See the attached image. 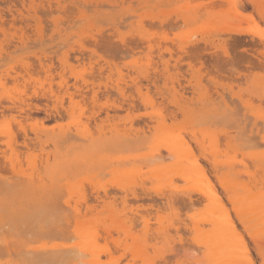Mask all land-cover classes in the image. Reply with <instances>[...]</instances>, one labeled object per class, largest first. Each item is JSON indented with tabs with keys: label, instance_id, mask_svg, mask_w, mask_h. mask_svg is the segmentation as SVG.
I'll list each match as a JSON object with an SVG mask.
<instances>
[{
	"label": "rangeland",
	"instance_id": "1",
	"mask_svg": "<svg viewBox=\"0 0 264 264\" xmlns=\"http://www.w3.org/2000/svg\"><path fill=\"white\" fill-rule=\"evenodd\" d=\"M26 1V2H25ZM260 1H262V2H260ZM264 0H0V30L2 31H0V53H2V50H1V48L3 49V51L5 52V53H7V54H5V55H3V54H0V58H2L3 56H5V57H7V55H9V54H15V55H11L10 57H8V58H5V57H3V59H1L0 60V74H1V80H0V85H2V86H0V93H1V97H0V106H2L3 105V108H1L2 109V111H3V109L6 111V110H10V108H11V111H12V109H14L13 111H15L16 109L18 110V112H17V110L15 111L16 112V114H15V112H11V111H8V112H10V113H8L7 111L5 112V111H3V112H1V109H0V120L2 121H0V126H2L1 128H0V131H2V130H4V128L5 127H9L10 126V131H12L11 133H12V135H14L13 137H14V141L13 142H11L12 144H13V147L14 148H16V151L18 150V152H16L17 153V155L18 154H20L21 155V157H20V155H18V157L19 158H21L20 159V163L23 165H21V167L22 168H24V170L25 171H27L26 169H25V167L27 166V158L25 159V157L22 155V152L24 151H26V152H29V154H30V150H31V152L33 153V154H37L36 156L35 155H27V153H25L27 156H30V158H32L33 156H35L37 159H36V166L38 165L37 163H39V166L38 167H40L41 166V161L42 160H40V159H43L44 158V156L45 155H42V153L45 151V149H46V152L47 153H49L48 151H50V152H52L51 150H52V148H53V150H54V145L52 146V142H50L49 141V143H48V139H44L45 141H39V140H37L38 141V145L36 144L37 142H36V139L34 138L35 137V134L37 133V130H42V131H48V129H49V131L47 132V133H51V131L54 129L55 131H59V130H63V129H67V128H70L71 130H72V128H73V125L74 124H72L73 122H71V121H73V118H75L76 120L78 119V117L82 120H77L78 122H79V124H80V128L81 129H83V128H86V129H88V131L90 132V133H93V131H94V133H93V135L94 134H96V135H94V137H97V133H98V130L100 131V129L101 128H105V130H108L109 129V131H110V129H112V132H113V129H115V127L114 126H116L117 128H116V130H119V131H121L120 133H123V128L122 127H124V125H127L126 126V128L129 126L130 128H131V126L133 127L134 126V128L133 129H135V133H134V130L132 129V131L131 132H129L128 134H130L131 136H133L134 137V135L138 132V131H142L141 129L143 128V130H144V127H142V125L143 126H146V125H144L145 123H147V124H149L147 121H149V120H151L150 118H152L153 120H155V118H156V115H161L160 114V112L162 113V116L166 119V124H167V122H168V125H166L167 127L169 126V124L172 122V120L171 119H173V122L175 123V121L177 122V120H180L182 117H184V116H182L181 114H183V112H187L188 113V116H190V118L192 117V118H196V117H198V118H200V116H199V114H198V112L199 111H201V110H205V111H208V110H210V111H212V113L211 114H213L214 112H215V110H216V114H214V116H219L218 117V119H219V121L218 120H214L215 121V123H213V121H212V123H211V121L210 120H213L212 118H207L209 121H210V125H207V127H206V123L207 122H209V121H204V122H199V123H194L193 124V126H192V128L194 127V129L196 128V130H193V132H195V133H197V134H199V135H196L197 136V138H196V136H195V139H193L194 137L193 136H187V134H190V135H192V129L191 130H189V126L188 125H183V119H181L179 122H180V126H178L179 124H177V123H179V122H177V123H173L172 122V124H174V126L173 125H171L170 124V126H171V128L169 129L170 131H172V132H177V133H180L181 134V136H183V134H184V132H185V134H184V140H186V141H188L189 142V145H190V143L192 142V144L190 145V147H193L194 149L195 148H198L199 150H200V147L201 146H199V143H201V135H200V132L198 133L197 132V129H198V125L201 127V124L204 126V124H205V127H202V128H208V126H210V127H212L213 128V126L212 125H215L214 127L216 128V126H219L218 128V131L222 128L221 126H226L225 128H224V131H222V130H220L222 133H225L227 130H225V129H229V132L232 134L233 133V136L232 137H234L233 139V142H237V141H239L240 140V143H241V141L244 143V145H243V147H240V150L237 152V154L236 155H233L232 157H236L235 159H238V157L240 156V158L242 157V154H248V153H250V152H252V151H255V152H260V153H262V151H264V146H263V143H264V129H263V126H261L262 124V122L260 121V120H256L254 123H253V125H251V127L250 126H248V125H250V124H252L251 122H253L256 118H252V116H254L256 113H260V114H263L264 115V94L262 93H260V91L259 90H256L255 88H254V84H255V82L257 83V82H264V54H263V52H264V2H263ZM39 2H41V4L39 3ZM43 2V3H42ZM61 2V3H60ZM251 2V3H250ZM25 4V5H24ZM233 4V5H232ZM12 5V6H11ZM36 5H37V7H36ZM68 5V6H67ZM83 5V6H82ZM33 6H34V8H33ZM47 6V7H46ZM89 6V7H88ZM106 6V7H105ZM233 8H236V10L238 11L237 13L238 14H240L241 15V17H240V15H238L235 11H233V10H235V9H232V7ZM36 7V8H35ZM59 7V8H58ZM70 7L72 8V7H74V8H72V10L74 11V12H72V14H69L70 13V11H72V10H70ZM86 9H85V8ZM110 7V8H109ZM216 7V8H215ZM66 8H67V11L66 12H64L65 10H66ZM68 8H69V11H68ZM211 8V9H210ZM40 9L42 10V11H40ZM47 9V10H46ZM51 9H53L54 11L52 12L51 11ZM64 9V10H63ZM200 9V10H199ZM30 10V11H29ZM63 10V11H62ZM77 10V11H76ZM202 10H204V11H202ZM230 10V11H229ZM232 10V11H231ZM51 11V12H50ZM61 11V12H60ZM89 11V12H88ZM198 11V12H197ZM200 11H201V13H200ZM39 12H40V14H42V15H40L39 14ZM44 12H46V13H44ZM63 12V13H62ZM229 12H231V14L229 13ZM232 12L235 14V17L233 16V14H232ZM240 12V13H239ZM43 13L44 14H46V15H43ZM66 13V14H65ZM69 14V15H68ZM197 14H198V16H197ZM203 14V15H202ZM206 16H205V15ZM220 14V15H219ZM68 15V16H67ZM81 15V16H80ZM159 15H161V16H159ZM171 15V16H170ZM202 15V16H201ZM72 16V17H71ZM78 16V17H77ZM199 16H201V17H203V18H198ZM224 18H223V17ZM233 16V17H232ZM45 17V18H44ZM58 17H59V19H58ZM66 17H68V18H66ZM230 17V19L231 20H229L228 18ZM232 17V18H231ZM240 17V18H239ZM20 18V19H19ZM72 18V19H71ZM128 18V19H127ZM185 20H184V19ZM227 18V19H226ZM236 18H239L238 20L236 19ZM242 18L244 19V21H248V22H244L243 20H242ZM41 19V20H40ZM45 19H46V21H45ZM188 20V23H187V20ZM226 19V20H225ZM4 20V21H3ZM13 20V21H12ZM16 20V21H15ZM22 20H24L23 21V23L24 24H21L22 23ZM27 20V21H26ZM60 20V21H59ZM72 22H71V21ZM78 20V21H77ZM128 20V21H127ZM179 20V21H178ZM215 20V21H214ZM229 20V21H228ZM11 21L12 22H14V25H12L13 23H11ZM21 21V22H20ZM26 21V22H25ZM61 21H62V24H61ZM67 21V22H66ZM124 21V22H123ZM150 21V22H149ZM176 21H178V22H176ZM186 21V22H185ZM252 22L253 21V23L255 24V26L253 25V24H250L249 22ZM44 22H45V24L47 25H45L44 24ZM50 22V23H49ZM149 22V24H146V23H148ZM152 22V23H151ZM166 22H168V26L166 27ZM169 22H171L170 24H169ZM175 22V23H174ZM185 22V23H184ZM216 22V23H215ZM3 23H5V25H3ZM210 23V24H209ZM151 24V25H150ZM158 24V25H157ZM172 24V25H171ZM23 25V26H22ZM2 26V27H1ZM4 26V27H3ZM38 26H40V27H38ZM51 26V27H50ZM126 26V27H125ZM161 28H160V27ZM174 26V27H173ZM175 26L176 27H178V28H176L175 29ZM214 28L213 30H212V28ZM221 26H222V28H221ZM226 26V27H225ZM7 27V28H6ZM19 27H20V29H19ZM22 27H23V29H22ZM121 27H123L122 29H121ZM148 27V28H147ZM150 27H152V28H150ZM172 27H173V29H172ZM205 27V28H204ZM224 27V28H223ZM11 29V30H9V29ZM25 28V29H24ZM45 28V29H44ZM61 28V29H60ZM108 28V29H107ZM189 28V29H188ZM218 28V29H217ZM225 28H227L226 30H225ZM15 29V30H14ZM29 29V30H28ZM160 29V30H159ZM172 31H171V30ZM205 29H206V31H205ZM208 29V30H207ZM222 29H223V31H222ZM47 30V31H46ZM61 30V31H60ZM225 30V31H224ZM244 30V31H243ZM7 31V32H6ZM10 31V32H9ZM30 31V32H29ZM151 31V32H150ZM238 31H243V32H246L247 34H240V35H238V34H235L234 32H238ZM248 32H251V33H254V34H251V33H249L248 34ZM17 33V34H16ZM90 33V34H89ZM262 33H263V39H262V37H261V39H260V36L262 35ZM24 34V35H23ZM92 34H94L95 36H93ZM97 34V35H96ZM106 34V35H105ZM143 36H142V35ZM27 35H28V37H27ZM102 35H103V37H104V39L105 38H107L106 40H109L108 38H111L109 41H111L112 42V44H111V42H109L110 44H108L107 42H105L104 40H102L101 38H102ZM22 36V37H21ZM30 36V37H29ZM133 36V37H132ZM101 37V38H100ZM14 38V39H13ZM96 38L98 39H101L102 41H104V43L103 42H100V40H96ZM123 39V41H122V39ZM126 38H127V40L128 41H130V42H128L127 40H126ZM188 38V39H187ZM121 40V43H127V45H129V48H130V45H131V48L130 49H127L128 47L124 44V46L126 47H123V46H121L119 43L117 44L119 47H120V49H121V47H123V48H125L124 50H118V46L116 45L115 46V44L114 43H116V41H119L120 42V40ZM135 39V43H134V40ZM136 39H138L139 40V42L136 40ZM260 39V40H259ZM84 40H86V41H84ZM89 40V41H88ZM92 40V41H91ZM141 40V41H140ZM145 40H146V42H145ZM151 40H153V41H151ZM82 41V42H81ZM91 41V42H90ZM94 41V42H93ZM115 41V42H114ZM136 41H137V43H136ZM143 41V42H142ZM150 41V42H149ZM87 42V43H86ZM114 42V43H113ZM132 42V43H131ZM142 42V43H141ZM260 42V43H259ZM82 43H84V44H82ZM88 43H89V45H88ZM110 45V47H112V48H109V49H107L108 47V45ZM139 43H141V44H139ZM152 43V44H151ZM176 45H175V44ZM184 43V44H183ZM93 44V45H92ZM96 44V45H95ZM104 44H106L107 46H105L106 47V49H105V47H104ZM137 44H139V46L137 45ZM143 44V45H142ZM166 44V45H165ZM76 47H75V46ZM78 45V46H77ZM92 45V46H91ZM114 45V46H113ZM134 45H136V46H134ZM194 45V46H193ZM3 46H5V48L3 47ZM7 46H8V48H7ZM10 46H11V48H10ZM13 46V47H12ZM91 46V47H90ZM132 46L135 48V50H134V48L132 49ZM153 46V47H152ZM262 48H261V47ZM62 49H61V48ZM102 47V48H101ZM113 47H114V49H113ZM140 47H142V48H140ZM188 47V48H187ZM10 48V49H9ZM76 48H77V50H76ZM116 49L119 51V53H118V51H116ZM131 49H132V53H131ZM6 50V51H5ZM112 50V51H111ZM127 50H129L128 52H127ZM186 50V51H185ZM71 51V52H70ZM79 51H81V52H79ZM87 53V54H85V52ZM113 51H115L114 53H113ZM153 51V52H152ZM155 51V52H154ZM38 52V53H37ZM110 52V53H109ZM116 52H117V54H116ZM121 52H123V53H121ZM125 52H127L128 53V56L129 57H126L127 56V53H125ZM45 53V54H44ZM84 53V54H83ZM113 53V54H112ZM122 55H121V54ZM154 53V54H153ZM186 53V54H185ZM23 54V55H22ZM26 54V61L27 62H29V61H32V64H36V66H35V69H31L30 70V68H34V65H31V62H29L28 63V66H25V65H27V62L26 61H24V63H26L25 65H22V66H24V67H29V69H26L25 68V70H26V72H24L23 70H21V72H20V75L19 74H15V73H18L19 71H20V66H16V65H13L14 63H18L19 61H16L15 62V60L18 58H15L16 56H19V60H20V58H21V60L22 59H25L23 56ZM35 55V56H37L36 57V59H32L31 60V57L32 56H30V60L28 59V57H29V55ZM40 54H42V58L44 59L45 57H47V56H51V58L50 57H48V59L46 58V60H48V61H45V62H41V63H50V62H52L50 65H51V67L49 68H47L46 69V67L48 66V64H47V66L45 67L44 65H43V68H41V66L40 67H38L39 66V63H38V55H39V59H41V60H43L42 58H41V55ZM44 54V55H43ZM46 54H48L47 56H46ZM63 54V55H62ZM65 54H66V56H68V57H66L65 56ZM80 54V55H79ZM82 54H83V56H82ZM126 54V55H125ZM215 54V55H214ZM216 54H217V56H216ZM262 54H263V56H262ZM22 55V56H21ZM55 57H59V59L62 57V59H60V60H64L65 58L68 60V61H70V62H68L66 59L64 60V62L63 63H66L67 62V64H65V65H67L66 67L68 68V69H71V72L73 73L74 71V73H75V75L78 73V75H80L81 74V78L78 76V75H76V76H78L77 78H75V77H72V74H69L68 72H66L67 70H66V68H65V65L61 62V61H58V62H60V65H61V67L63 68V71H64V69H65V72L64 73H60V70H62V68L61 67H59V68H57L56 66H58L59 64H58V62H57V60H58V58H57V60H55V58H54V56ZM60 55H61V57H60ZM111 55V56H110ZM114 55V56H113ZM118 55H120V56H118ZM125 55V56H124ZM220 57H219V56ZM64 56V57H63ZM113 56V57H112ZM77 57V58H76ZM82 57V58H81ZM120 57V58H119ZM214 57H215V59H214ZM225 57V58H224ZM229 57V58H228ZM15 60H14V59ZM32 58H35V57H32ZM50 58V59H49ZM69 58H70V60H69ZM86 58V59H85ZM139 58V59H138ZM220 58V59H219ZM79 59V60H78ZM136 59H137V61H136ZM218 59V60H217ZM33 60L35 61H37V62H34L33 63ZM54 60V61H53ZM76 60H78V61H76ZM131 60V61H130ZM44 61V60H43ZM50 61V62H49ZM134 61H136V62H134ZM142 61V62H141ZM263 61V62H262ZM8 62H10L9 63V66L14 70V72L15 73H11L13 70H11V68L10 67H8V65L6 66V68H5V66L4 65H6V64H8ZM12 62H14V63H12ZM54 62H57V64L56 63H54ZM75 62V63H74ZM138 62V63H137ZM147 62V63H146ZM11 63H12V65H11ZM21 63H22V61H21ZM24 63H22V64H24ZM150 63V64H149ZM19 64H20V62H19ZM96 64V65H95ZM217 64V65H216ZM263 64V65H262ZM38 65V66H37ZM59 65V66H60ZM14 66V67H13ZM21 66V67H22ZM71 66H73V67H75V68H71ZM102 67L103 68V70L105 71H101V73H99L98 72V70L97 69H99L100 67ZM262 66V67H261ZM7 67H8V70H7ZM23 67V68H24ZM37 67V68H36ZM56 67L57 68V70H56V68L54 69V68ZM94 67V68H93ZM99 67V68H98ZM111 69H110V68ZM136 67H138L137 69H142V70H139V71H141L140 73H142V71H143V73L145 74V71L144 70H147V75H148V77L149 78H151L152 80L153 79H155L154 80V83H152V82H150L151 81V79L149 80V78L146 76L145 77V75L142 73V76L143 77H141V74L139 75L138 74V76L136 75L139 71L138 70H136V71H138V72H136V71H133V70H135L136 69ZM142 67V68H141ZM171 67V68H170ZM15 68H16V70H15ZM20 68V69H19ZM22 68V69H23ZM40 69V71H38L39 69ZM93 70H92V69ZM170 68V69H169ZM2 69H3V71H2ZM5 69H6V71H5ZM37 69V70H36ZM42 69H44V71L42 70ZM59 69V70H58ZM76 69V70H75ZM80 69L82 70V71H80ZM91 69V70H90ZM114 71H113V70ZM120 69V70H119ZM172 69V70H171ZM19 70V71H18ZM30 72H29V71ZM32 70H34V72H35V70H36V72L38 73V74H36V72H35V74H34V72L32 71ZM42 70V71H41ZM49 72H48V71ZM109 70H111V72L109 71ZM9 73H8V72ZM45 71H46V73H45ZM52 71H53V73H52ZM76 71H78L77 73H76ZM97 71V72H96ZM131 71V72H130ZM29 73V76L27 75L28 73ZM40 72L42 73V72H44V74H42V75H44L43 76V78H42V75L40 74ZM62 72V71H61ZM70 72V73H71ZM80 72V73H79ZM116 72H119V73H117L116 74ZM124 72V73H123ZM134 72H136V73H134ZM5 75H4V74ZM23 73V74H22ZM30 73H32V74H30ZM47 73H48V75H47ZM56 74L55 76L54 75H52V74ZM65 73H68L67 75L68 76H65L66 74ZM73 73V74H74ZM113 75H111V74ZM116 75H115V74ZM134 73V74H133ZM152 73V74H151ZM3 74V75H2ZM12 75V76H10V75ZM22 74V75H21ZM62 75V76H64V78H66L67 80H65L62 76H60V75ZM65 74V75H64ZM85 74V75H84ZM97 74H99V76L97 77ZM100 74H102V76H100ZM151 74V75H150ZM8 76L9 78H7L6 79V77L5 76ZM13 75H16V78H15V76H13ZM23 76L22 78H20L19 76ZM31 75H34V76H31ZM45 75H46V77H45ZM88 75V76H87ZM96 75V76H95ZM155 75V76H154ZM157 75V76H156ZM25 76V77H24ZM41 76V77H40ZM49 76H54V77H50V78H48ZM61 77V78H59V77ZM71 76V77H70ZM84 76V77H83ZM86 76V77H85ZM91 76V77H90ZM92 76H94V79L92 78ZM120 76V77H119ZM137 76V77H136ZM14 79H16L18 82L19 81H21L23 78H24V80H22L21 82L23 83V85H21L22 83L21 82H19V84L16 82V80H14ZM20 79H18V78ZM34 77V78H33ZM38 77H40V79L38 78ZM46 79H45V78ZM58 77V78H57ZM87 77H88V79H87ZM90 77V78H89ZM153 77H155V78H153ZM158 79H157V78ZM160 77V78H159ZM246 77V78H245ZM13 79V80H10V79ZM25 78L27 79V80H25ZM36 78V79H35ZM52 78H54L55 79V81L56 80H58V81H56L55 83H53L52 81H54ZM83 78V79H82ZM84 78H86L85 79V81L87 82L88 80H90L91 78H92V82H89L91 85H89L88 84V82H87V84H86V82L84 81ZM100 78V79H99ZM102 78V79H101ZM119 78H121V79H119ZM140 78V79H139ZM148 78V79H147ZM162 78V79H161ZM202 78V79H201ZM4 79H5V81H4ZM9 79V80H8ZM30 79V80H29ZM39 80V83L40 84H38V80L37 81H34V80ZM60 79V80H59ZM74 79V80H73ZM76 79V80H75ZM79 79V80H78ZM80 79L82 80V81H80ZM120 81H119V80ZM145 79H146V82L147 81H149V83L147 82H145ZM157 79V80H156ZM245 79V80H244ZM263 79V80H262ZM40 80H42L41 82H40ZM50 80H52V81H50ZM65 80V81H64ZM70 81V83H69V81ZM93 80H94V84L96 85L97 84V86H98V88H97V86H94L93 85V88H92V83H93ZM117 80V81H116ZM123 80V81H122ZM195 80V81H194ZM244 80V81H243ZM253 80H255V82L253 81ZM1 81H3V82H1ZM16 82L15 84H16V86H15V84H12V82ZM26 81V82H25ZM61 81H63V82H61ZM72 81V82H71ZM75 81V82H74ZM78 83H81V84H78ZM80 81V82H79ZM85 82V84H84V82ZM91 81V80H90ZM129 81V82H128ZM206 81V82H205ZM247 81V82H246ZM248 81H250V82H248ZM7 82V83H6ZM9 82V83H8ZM13 82V83H14ZM24 82H25V84H24ZM37 84V86H35V87H33L32 85H29V84ZM36 82V83H35ZM45 82H47V83H45ZM61 82V83H60ZM66 82V83H65ZM73 82H74V84H73ZM160 82V83H159ZM246 82V83H245ZM2 83V84H1ZM43 83V84H42ZM45 83V84H44ZM51 83V84H50ZM66 85H65V84ZM68 83V84H67ZM107 83H109V84H107ZM138 83V84H137ZM153 85H152V84ZM169 83V84H168ZM206 83V84H205ZM243 83V84H242ZM4 84V85H3ZM5 84H6V86H5ZM9 84V85H8ZM18 84V85H17ZM27 84V85H26ZM60 84L62 85V87L65 85L66 87H69V88H66V87H64L63 89L64 90H61L62 89V87H60ZM77 84L79 85V87H77L78 88V92H80V94H81V92H82V96H84V94H85V96L86 97H81V95H80V97H81V100H82V102H81V100L79 99V98H77L76 96H77V94H79V93H77V90H76V86H77ZM134 84H136V85H134ZM194 84V85H193ZM210 86H209V85ZM11 85H12V87H11ZM44 85L46 86V90H49V87H50V90H49V93L44 89V91H46L45 93H44V91L42 90V88H44ZM48 85V86H47ZM54 85H55V88L57 87V90H58V92H56L57 90L55 89V88H52V86L54 87ZM57 85V86H56ZM74 85H76V86H74ZM85 85H87V87H89V88H87ZM89 85V86H88ZM117 87H119V88H121V89H123V91H124V95H123V98H122V96L120 95L119 96V94L118 93H116L117 91H118V88H116V86ZM124 85V86H123ZM136 86L135 87V89L137 90V88L139 89V86L141 87V89H140V91H141V94L142 95H144L143 97L144 98H146V96H147V94L149 95L150 94V99H152V101H153V105L152 106H154L153 107V109H152V106H146L145 105V107H144V104H142V102H140L141 100H140V98H139V95L138 94H135V93H138V92H135L136 90H134V86ZM139 85V86H138ZM147 85V86H146ZM150 85H151V87H150ZM247 85V86H246ZM249 85V86H248ZM3 86H4V88H3ZM15 86V88H13ZM18 86V87H17ZM29 86H30V88H31V90L29 89L28 91H26L28 88H29ZM32 86V87H31ZM40 86H41V88H40ZM60 88H59V87ZM71 86V87H70ZM74 86V87H73ZM80 86H83V87H81L80 88ZM85 86V87H84ZM91 86V87H90ZM138 86V87H137ZM6 87H8V90H10L9 88H11V90H10V92H8V90H7V88ZM16 87L17 88H19V89H16ZM23 87H25V89L23 88ZM145 87H146V89H145ZM252 87V88H251ZM4 89V91H2L1 92V90L2 89ZM15 89V91L14 92H11V91H13V89ZM85 89V91L83 90V91H79V90H82V89ZM86 88H87V90H86ZM148 88V89H147ZM215 88V89H214ZM248 88H250V89H248ZM7 90V92H8V95H7V92H6V90ZM21 89V90H20ZM23 89V90H22ZM33 89V90H32ZM35 89H37V90H35ZM39 89H40V92L41 91H43V92H38L39 91ZM55 89V90H54ZM92 89H95V91H98L97 93H99V94H97V97H95L94 98V96H92V97H90L91 96V94L90 93H92L94 90H92ZM96 89H98V90H96ZM117 89V90H116ZM18 90V91H17ZM54 90V91H53ZM66 90V91H65ZM67 90H70V92H72L71 94H74V95H71V94H69L70 92L69 91H67ZM91 92H90V91ZM116 90V91H115ZM128 90V91H127ZM146 90H147V94H146ZM254 90V91H253ZM33 91V92H32ZM65 91V92H64ZM75 91V92H74ZM94 91V92H95ZM108 91V93H104V92H107ZM132 91H133V93H132ZM151 91V92H150ZM207 91V92H206ZM5 92V93H4ZM20 92H21V94H20ZM24 92H26L27 93V95H26V93H24ZM50 92H53V94L54 95H56V96H58L60 99L62 98V100H60V102L61 103H57V102H55V104L53 103L52 104V102H53V100L54 99H52L51 100V98H49V96L50 95H52V94H50ZM66 92L69 94H66ZM74 92V93H73ZM85 92V93H84ZM87 92V93H86ZM94 92L92 93V95H94ZM109 92H110V94H109ZM113 92V94H111ZM129 92H130V95H129ZM209 92V93H208ZM216 92V93H215ZM254 92V93H253ZM12 95H11V94ZM15 93V95H13ZM19 93V94H18ZM33 93H34V95H33ZM96 93V92H95ZM103 93H104V95H103ZM236 93V94H235ZM242 93H243V95H242ZM18 94V95H17ZM25 94V95H24ZM31 96H30V95ZM39 94H41V95H39ZM45 96V97H48L47 99H48V102H45L46 100H44V99H46L43 95ZM46 94H47V96H46ZM49 94V95H48ZM60 94V95H59ZM62 94V95H61ZM66 94V95H65ZM90 94V95H89ZM106 94H108L107 96H106ZM145 94H146V96H145ZM153 96H152V95ZM241 94V95H240ZM251 94V95H250ZM254 94H256L255 96H254ZM4 95H6V97L4 96ZM22 97H21V96ZM39 95V96H38ZM136 95H138V96H136ZM215 95V96H214ZM234 95V96H233ZM248 95V96H247ZM253 96V98L252 97H250V96ZM7 98L6 100H5V98ZM21 97V98H19V97ZM25 96V97H24ZM35 96H37L36 98H38V97H42V98H44V99H42V101H44V103L45 104H47L48 106V110H49V107H51L52 108V106L53 107H55V110H53L52 111V109L50 110L51 112H55L56 110H58V111H56L55 113H56V115H58V117L61 115L60 113H64L65 112V114H64V117L63 118H60V117H62V116H60L59 118L57 117V119L59 120V122H61V123H63V121H67L68 119L70 120V119H72L70 122H66V123H64V124H60V125H66L65 126V128H63L62 126L60 127V125L58 124V125H56V127L55 128H50L51 126H53V123H55V122H57V119H56V116H55V114H50L49 115V113L48 112H46V110H45V112L49 115H47L45 112L44 113H42L44 110H42V106L44 105L45 106V104L44 103H42V101L41 100H39V99H36L35 98ZM69 98H67V97ZM70 96H72V97H70ZM79 96V95H78ZM89 96V97H88ZM126 96V97H125ZM208 96V97H207ZM209 96H211V97H209ZM225 96H226V98H225ZM260 96V97H259ZM263 96V97H262ZM4 99H3V98ZM13 97H15V98H13ZM16 97H17V99H16ZM34 97V98H33ZM63 97H64V99H63ZM66 97V98H65ZM73 97H75V98H73ZM87 97H88V99L90 100V101H88V99H87ZM131 97L135 100H133V99H131ZM135 97H136V99H135ZM153 97V98H152ZM234 97V98H233ZM254 97L256 98V101H254L253 99H254ZM19 98V99H18ZM23 98V99H22ZM30 98V99H29ZM32 98H33V100L35 99V101H33L32 102ZM76 98H77V100H76ZM92 98V99H91ZM93 98H94V100H93ZM99 99L98 101L96 100V99ZM109 98H110V100H109ZM127 98V99H126ZM139 98V99H138ZM243 98L244 99V102H243V99H242V101H241V99ZM252 98V99H251ZM8 99H9V101H8ZM13 99H15L16 101H14ZM28 99L30 100L29 102H28ZM108 99V100H107ZM115 99V100H114ZM122 99V100H121ZM126 99V100H125ZM130 99V100H129ZM138 99V100H137ZM154 99V100H153ZM239 100V102H238V100ZM249 99H251L250 101H249ZM259 99H261L260 101H262V102H260V101H257V100H259ZM12 100L14 101V102H17V105H19L18 103L19 102H23V101H27L28 102V104L29 105H27L26 103L27 102H25V105L23 106L24 108H28L30 105H31V107L30 108H28V109H25V110H23V109H21L20 108V110H19V107L17 108L16 107V109H15V107H13V105L11 104V102H12ZM18 100V101H17ZM20 100V101H19ZM36 100H39V101H41L40 103L41 104H37L36 103ZM67 100L70 102H67ZM74 100V101H73ZM85 100H86V102H90V105L91 106H93L95 109H96V111L98 112V113H96V111L95 110H93L94 108H92L90 105H87L88 103H84V105H83V101L85 102ZM97 101V102H99V106L101 105V110H100V107L97 105V102L96 103H94L93 104V102L92 101ZM132 101L133 102V106H134V108H131V109H129V107H125L126 105H127V103L126 102H128V101ZM136 100L137 101H139V102H136ZM155 100H156V102H155ZM204 100L205 101H207V102H204ZM246 100V101H245ZM11 101V102H10ZM39 101H38V103H39ZM51 102V104H52V106H50V102ZM67 103H66V102ZM75 101H77V103H75ZM78 101H79V103L82 105L81 107H80V105L78 104ZM107 102L106 103V105H104L105 103H103V102ZM113 101V102H112ZM116 101V103L117 104H119V105H123L122 103H124V104H126V105H123V107L122 108H120V110L121 109H123V110H119L118 108V110L117 109H115L114 107H113V111L114 112H111V109H112V107H111V109L109 108L110 107V102H112V104H114V102ZM122 101V102H121ZM162 101V102H161ZM247 101H249L248 103H246ZM254 101V102H253ZM32 102V103H31ZM36 103V105H38L39 106V108H38V106H35L34 107V105L35 104H33V103ZM119 102V103H118ZM172 102H174V105H176L175 103H178L177 104V106L176 107H178V105H179V107H178V109L174 106V105H172ZM205 103L206 105L205 106H203L204 104L203 103ZM212 102V103H211ZM224 102H226V103H224ZM229 102V103H228ZM251 102H253V103H259V104H257V105H253V103L251 104ZM63 103H65V105L63 104ZM101 103H103V104H101ZM108 103H110V104H108ZM138 103H141L140 104V106H139V104ZM162 103V104H161ZM213 103H214V105L216 106V103H217V108H219V109H217L215 106H212L213 105ZM218 103H220V104H218ZM233 103H234V105H233ZM240 103L241 104H244V106L246 107H244L243 105L241 106L240 105ZM4 104H9V105H7L8 106V109H7V106H4ZM60 104V105H59ZM61 104H63V105H61ZM66 104L68 105V107L70 106L71 108H72V106H73V104H74V106H75V109H76V105L78 106L77 107V109L78 110H76L77 112L75 113L74 112V114H72V115H70V117H69V114H67L66 113V111H67V108L68 107H66ZM96 104V105H95ZM111 104V105H112ZM116 104V105H117ZM156 106H158V107H156ZM161 104V105H160ZM203 104V105H202ZM209 106H208V105ZM225 104V107L227 106V107H230L231 105H233V108H232V106H231V108H228L227 109V107L225 108V107H223L222 108V106ZM228 104H229V106H228ZM23 105V104H22ZM57 105H59V107L57 106ZM186 105H188V108H189V106L190 107H192V108H194V109H192L193 110V112H194V114H193V112H192V115H191V113H189L190 111H192V110H190V109H187V106ZM248 105V106H247ZM251 105H253V106H251ZM32 106L34 107V108H32ZM41 106V107H40ZM43 106V109L45 108V109H47V107H44ZM60 106H61V108H60ZM62 106H64V107H62ZM106 106V107H105ZM109 106V107H108ZM160 106V107H159ZM162 106V107H161ZM182 106V107H181ZM183 106H186V109H185V107H183ZM200 106H203L204 107V109H203V107H202V109L201 108H197V107H200ZM212 106V107H211ZM234 106H236V107H234ZM259 106H261V107H259ZM10 107V108H9ZM58 107V108H57ZM86 107V108H85ZM87 107H89V108H87ZM99 107V108H98ZM150 107V108H149ZM207 107V108H206ZM210 107V108H209ZM213 107H215V109L213 108ZM57 108V109H56ZM60 108V109H59ZM66 108V109H65ZM70 108V109H71ZM97 108H98V110H97ZM105 110H104V109ZM109 108V109H108ZM126 108V109H125ZM128 108V109H127ZM145 108H147V110L145 109ZM149 108V109H148ZM156 108V109H155ZM182 108V109H181ZM195 108H197L198 110H196ZM209 108V109H208ZM221 108V109H220ZM35 109H38V111H35ZM41 109V110H40ZM62 109V110H61ZM69 109V108H68ZM75 109H74V111H75ZM82 109L84 110V111H87V113L86 112H84V111H82ZM88 109V110H87ZM108 109V110H107ZM145 109V110H144ZM169 109V110H168ZM181 111H180V110ZM201 109V110H200ZM230 109H231V111H230ZM244 111H243V110ZM22 110H23V113H22ZM28 110H30V111H28ZM115 110H116V112H115ZM125 110V111H124ZM130 110V111H129ZM148 110H150L151 112H153V111H157V110H160V112L158 113V114H156L155 112H153V113H148V112H145V111H148ZM190 110V111H189ZM218 110V111H217ZM224 110V111H223ZM248 110V111H247ZM28 111V112H27ZM91 111H94V114L91 112ZM100 111V112H99ZM104 111H106L105 112V114L107 115V113L110 115V117H109V115H107V117H105L106 115L104 114ZM118 111V112H117ZM133 111V112H132ZM197 111V112H196ZM214 111V112H213ZM220 111V112H219ZM226 111H228V113L226 112ZM257 111V112H256ZM26 112H27V117H28V120H27V117H26V119H24L25 118V114H26ZM33 112H35L34 114H33ZM58 112V113H57ZM79 112H81V113H79ZM83 112V113H82ZM121 112V113H120ZM133 114H132V113ZM136 112V113H135ZM142 112H145L144 114L142 113ZM173 112V113H172ZM175 112V113H174ZM181 112V113H180ZM202 112V111H201ZM217 112H219L218 114H217ZM224 112L225 113H227V115L229 114V112H230V114L228 115V117H227V115H225L224 114ZM232 112V113H231ZM250 112H252V113H250ZM4 113L5 114V118H9V119H5L4 117L3 118H1V116H3L2 114ZM7 113V114H6ZM11 113H13V114H15L16 116H18V115H20L19 116V118L17 117H14L15 119H17V121L14 123V118L12 119V121H11V118L13 117V115L11 114ZM21 113V114H20ZM25 113V114H24ZM42 113V114H41ZM85 113V114H84ZM111 113H112V115H114V116H112L111 115ZM139 114V115H136V114ZM142 113V114H141ZM251 114V116L249 115V114ZM10 115V117H8L9 115ZM31 114H32V116H34V117H32L31 116ZM81 114H83V118H82V115ZM92 114V115H91ZM104 114V115H103ZM130 114H132V115H130ZM141 114V115H140ZM149 114V117L147 116ZM150 114H152V115H154V116H152V115H150ZM174 114V115H173ZM238 114V115H237ZM244 115L243 116V119H242V116L241 115ZM248 114V115H247ZM7 115V116H6ZM14 115V116H15ZM21 115H23V118L21 117ZM25 115V116H24ZM30 115V116H29ZM38 115V117H36ZM43 115H46V116H44V119H42V118H40V117H43ZM65 115H66V117H65ZM94 115V116H93ZM184 115V114H183ZM231 115V116H230ZM245 115H247V116H245ZM40 116V117H39ZM47 116L49 117V118H47ZM90 116H92V118L90 117ZM96 116V118H94ZM111 116H112V118H111ZM131 116V117H130ZM147 116V117H146ZM168 116V117H167ZM224 116H226V118H229V119H225V117ZM33 119H35V118H37V120L35 119V120H32L31 118ZM46 117V118H45ZM54 117V118H53ZM72 117V118H71ZM85 117H87L86 118V120L88 119V121H86V120H84L85 119ZM89 117V118H88ZM99 117V118H98ZM101 117V118H100ZM153 117H155V118H153ZM216 117H213L214 119L216 118ZM244 117H246V118H244ZM30 118V119H29ZM50 118H52V119H50ZM91 118V119H90ZM95 120H94V119ZM105 118V119H104ZM109 118V119H108ZM136 118V119H135ZM143 118H145V119H147L146 121H145V119H143ZM198 118H196L197 120H198ZM19 119V120H18ZM24 119V120H23ZM39 119V120H38ZM46 119H49V121L47 122V120ZM66 119V120H65ZM74 119V120H75ZM93 119V120H92ZM98 119V120H97ZM106 119H108V121H106ZM112 119V120H111ZM132 119V120H131ZM137 119H139V120H137ZM149 119V120H148ZM195 119V120H196ZM217 119V118H216ZM222 119H225V120H222ZM242 119V120H241ZM247 119V120H246ZM250 119V120H249ZM251 119H253L252 121H251ZM20 120H22V123H21V121ZM30 120V121H29ZM42 120V121H41ZM101 120V121H100ZM227 120V121H226ZM244 120H246L245 121V125L243 124V121ZM5 121V122H4ZM9 121V122H8ZM10 121L12 122V123H10ZM25 121V122H24ZM40 121V122H39ZM44 121V122H43ZM54 121V122H53ZM77 121H75V122H77ZM90 121H92L91 123H90ZM131 122V121H133V122H131V123H129V122ZM135 121V122H134ZM137 121V122H136ZM138 121H140L139 123H138ZM171 121V122H170ZM221 121V122H220ZM224 121V122H223ZM229 121V122H228ZM236 121V122H235ZM258 121V122H257ZM6 122H8L9 124H7V126H5L4 127V125H6V124H3V123H6ZM28 124H27V123ZM37 122V123H36ZM39 122V123H38ZM81 122H82V124L84 123V122H87L88 124H86V123H84V124H86V125H82L81 124ZM97 123L98 124V127H97V124L95 125V123ZM142 122H145V123H143L142 124ZM216 122H218V123H216ZM227 122V123H226ZM261 122V123H260ZM18 123H20V125L18 124ZM26 125H24V124ZM38 124L37 126H38V129L37 130H33L34 128L33 127H36V125H33V126H31V124ZM40 123H42V125L40 124ZM52 123V124H51ZM67 123L69 124V125H71L70 127H69V125H67ZM90 123V124H89ZM111 123V124H110ZM114 123V124H113ZM125 123V124H124ZM132 123H134V124H132ZM182 123V124H181ZM220 123H221V125H220ZM242 125L243 124V126H244V128H242V126L240 125V124ZM260 125H259V124ZM1 124H3V125H1ZM11 124V125H10ZM13 124V125H12ZM14 124H15V126L16 125H18L17 127H14ZM21 124H22V126L24 125L25 126V128H24V126L22 127L21 126ZM44 124H45V126H44ZM51 125L49 128L47 127V125ZM57 124V123H56ZM116 124V125H115ZM118 124H120L121 125V127L120 126H118ZM132 124V125H131ZM177 124V125H176ZM218 124V125H217ZM236 124V125H235ZM247 124V125H246ZM103 125H106V126H103ZM109 125V126H108ZM113 125V126H112ZM136 125V126H135ZM138 125V126H137ZM154 125H155V122H154ZM255 125H256V127H257V129L259 130V128L261 129V131L259 130L258 131V133L257 132H255L256 131V128H255ZM16 129H14L13 127ZM75 126V125H74ZM83 126V127H82ZM86 126V127H85ZM99 126H101V127H99ZM103 126V127H102ZM140 126V130L137 128V127H139ZM173 126V127H172ZM182 126H184V129H183V127ZM239 126V127H238ZM241 126V127H240ZM251 129H249L248 127ZM21 127V128H20ZM28 129H27V128ZM42 129H41V128ZM44 127V128H43ZM54 127V126H53ZM58 127V128H57ZM60 127V128H59ZM107 127H108V129H107ZM120 127V128H119ZM129 127H128V131H129ZM175 127H177V128H175ZM182 127V128H181ZM200 127H199V131H200ZM210 127H209V130H210ZM221 127V128H220ZM3 128V129H2ZM13 128V129H12ZM18 128H19V130H21L20 131V134H19V131L17 132V130H18ZM31 128H32V130H31ZM99 128V129H98ZM125 128V127H124ZM126 128L124 129V131H127L126 130ZM188 128V129H187ZM191 128V127H190ZM201 128V129H202ZM231 128H233V129H231ZM235 128H237V129H235ZM240 128V129H239ZM253 128H254V130H253ZM12 129V130H11ZM29 129H30V131H29ZM51 129V130H50ZM57 129V130H56ZM93 131H92V130ZM98 129V130H97ZM103 129H101L102 131H103ZM130 129V130H131ZM137 129V130H136ZM174 129H175V131H174ZM26 130H27V132H26ZM73 130H74V128H73ZM72 130V131H73ZM80 130V129H79ZM84 130V129H83ZM97 130V131H96ZM212 130V129H211ZM210 130V131H211ZM214 130V129H213ZM216 130V129H215ZM236 131L235 132V134H234V132H232V131ZM241 132H240V131ZM248 130H250V131H248ZM14 131H16V133L14 132ZM25 131V132H24ZM33 131V132H32ZM34 131L36 132L35 134H34ZM41 131V133H39L40 134V136H47V134L45 133L44 134V132H42ZM109 131L107 132V131H104L106 134H108L109 135ZM137 131V132H136ZM189 131H190V133H189ZM218 131H216V132H218ZM263 131V132H262ZM3 132L4 131H2V133H0V139L1 140H3V139H5L4 137H6L7 139L6 140H4L3 142H5L4 144L5 145H7L8 146V143H10V142H8V140H9V137L8 136H6L5 135V133L3 134ZM75 131H73V133H74ZM213 132V131H212ZM215 132V131H214ZM213 132V133H214ZM216 132L214 133V135H216ZM220 132V133H221ZM228 131H227V133H229ZM240 132V133H239ZM248 132V133H247ZM260 132V133H259ZM22 133H23V136L24 137H21L22 136ZM26 133V134H25ZM27 133L28 134H30V135H27ZM32 133V134H31ZM133 133V134H132ZM218 134V135H216V142L215 143H218L217 145H218V148H219V146L221 145V142H222V140L225 142V143H223V145H221L222 147H220L221 149L223 148V149H225L224 148V146H226L227 147V150L225 149V150H221V149H219V151L221 150L222 151V153L220 152V154H222V156H224V153L225 154H228V156L226 155L225 157H222V156H220V159L221 158H224V159H226V158H230V156L232 155V154H234V152L236 151V149L233 151V149H228V146H227V142L228 141H226V140H228L231 136H230V133L228 134V138H226L227 137V133H225V135L224 136H226L225 138H223L222 136H223V134ZM254 133H255V135H254ZM257 133V134H256ZM3 134V135H2ZM25 134V135H24ZM42 134V135H41ZM127 134V133H126ZM5 135V136H4ZM18 135V136H17ZM33 135H34V137H33ZM107 135V136H108ZM110 135H111V133H110ZM109 135V136H110ZM250 135H252V136H250ZM259 135H260V137H259ZM29 137L30 136V139H26V137ZM44 136L42 137V138H44ZM219 136V137H218ZM34 139H33V138ZM193 139V141L195 140L196 142L199 140L198 138L200 137V141H199V143H198V146H197V144H196V142H193V141H191V140H189V139H191V138ZM222 139H221V138ZM231 137V138H232ZM257 137V138H256ZM3 138V139H2ZM42 138H39V139H42ZM47 138V137H46ZM230 138V139H231ZM246 138V139H245ZM18 139V140H17ZM20 139V140H19ZM74 139V140H73ZM196 139H198V140H196ZM229 139V140H230ZM247 139H249V140H247ZM254 139V140H253ZM260 139V140H259ZM0 140V144L2 145L3 144V142ZM26 140V141H25ZM28 140H30L29 142H28ZM35 140V141H34ZM47 140V141H46ZM71 140H72V142H76L75 141V138H71ZM252 140V141H251ZM257 140V141H256ZM16 141V142H15ZM17 141H18V145H20L19 147H17V146H15V143H17ZM22 141L23 142H26L28 145L29 144H33V145H31V146H33V148L35 147V149H30L29 151L26 149V150H23V148L24 147H22L21 145H22ZM31 141H33V142H31ZM70 141V140H69ZM247 141V142H246ZM250 141V142H249ZM261 141H262V143H261ZM6 142H8V143H6ZM43 142V143H42ZM47 142V143H46ZM220 142V143H219ZM40 143V144H39ZM78 143H79V141H78ZM205 144V146L207 145V142H204ZM239 142H238V144L237 145H239L240 144ZM254 143V144H253ZM3 144V147L0 145V158L2 157L3 159L2 160H4V153H5V155L6 156H8L9 155V153H10V151L9 150H7L6 151V149H8V148H4V145ZM43 144V145H42ZM44 144H45V146H46V144H48L47 146H48V148L47 147H45L44 146ZM49 144H51V146H49ZM67 144H68V142L67 143H65L64 145L63 144H61V147L63 148L64 146L66 147L67 146ZM196 146H195V145ZM23 145H24V143H23ZM40 146V147H42L43 149H41V148H39L38 150L36 149L37 148V146ZM131 145V144H130ZM130 145H125V144H123L122 146H119L117 149H115V150H113V151H107V154L109 153V155H110V152H113L112 153V155H110L111 157H113V158H115L116 159V157H117V159H120L121 157H123V156H126V160H128V161H125L126 163L127 162H134V165H142V159H138L139 157L138 156H142L144 153L146 154V153H148L150 150H148L149 148H147V146L145 145V146H130ZM201 145V144H200ZM124 146H126V148L124 147ZM255 146H258V147H256L255 148ZM261 146H263V147H261ZM6 147V146H5ZM22 149H21V148ZM29 148H30V145L28 146ZM45 147V148H44ZM162 147V146H161ZM159 147V149L158 150H161V149H163L162 150V153H161V151H160V153H161V155H163V156H165L166 154H164V153H166V151H164V148L162 147ZM253 147V148H252ZM4 148V150L5 151H2L1 149H3ZM18 148V149H17ZM123 148V149H122ZM143 148V149H142ZM147 148V149H146ZM49 149V150H48ZM121 149V150H120ZM137 150L136 152H135V150ZM192 149V148H191ZM197 149V150H198ZM242 149V150H241ZM249 149H251V150H249ZM22 152H21V151ZM34 150V151H33ZM36 150H37V152H36ZM42 151L43 150V152L41 153V154H39L38 152L39 151ZM119 150V151H118ZM127 150V151H126ZM193 150V149H192ZM196 149L195 150H193L195 153L196 152H198ZM246 150V151H245ZM122 151V152H121ZM224 151V152H223ZM230 151V152H229ZM46 152H44V153H46ZM115 152V153H114ZM119 152V153H118ZM227 152H229V153H227ZM233 152V153H232ZM31 153V154H32ZM43 153V154H44ZM131 153V154H130ZM241 153V154H240ZM24 154V155H25ZM138 154V155H137ZM142 154V155H141ZM231 154V155H230ZM240 154V155H239ZM40 155H42L41 157H38V156H40ZM117 155V156H116ZM128 155V156H127ZM26 156V157H27ZM129 156H131V157H135V156H137V158L135 159V160H131V159H133V158H131V157H129ZM238 156V157H237ZM23 157H24V159H23ZM43 157V158H42ZM231 157V158H232ZM34 158V157H33ZM38 158H39V160H38ZM128 158V159H127ZM230 158V159H231ZM240 158H239V160H240ZM243 158V157H242ZM242 158H241V160H242ZM246 158V157H245ZM24 161H26L25 163L24 162H22L23 160ZM244 159V158H243ZM37 160L39 161V162H37ZM123 160H124V158H123ZM122 160V161H123ZM138 160V162L137 163H135L136 161ZM170 160V159H169ZM167 160V162H164V165H168V164H171V162H172V160ZM201 160V158H199L198 159V163H199V165H201L202 163V165L200 166V169H202V167H203V171H205V172H211L212 173V170H208V171H206L207 169H211V168H208L209 167V165H208V161L206 162L205 161V159H204V161H203V158H202V161L203 162H201L200 161ZM246 159H244L243 161L244 162H241V161H233V160H231V161H233V163H234V167L236 168V170H238L239 172H243L247 167H249L248 169L249 170H253V165H255L256 164V161L255 160H253V161H251V160H249V158H247V160L245 161ZM225 161V160H224ZM250 161V162H249ZM124 162V161H123ZM123 162H121V163H123ZM124 162V163H125ZM130 162H129V165H130ZM140 162H142L141 164H140ZM240 162V163H239ZM1 163L2 164H4V163H6V162H2L1 161ZM24 163V164H23ZM103 163H105V164H103ZM101 162V163H97L95 166H93V170H88V172L85 170V169H82V171L83 172H85V173H87V175L85 174H82L81 173V170H80V173H78V175H76V176H73V177H71L70 176V179H69V181L70 182H72V183H77L78 182V189L80 190V191H83V194H85V195H83V197L82 196H80V195H82V194H80L79 196L80 197H82V198H84L85 196H87L88 197V199H87V197H85L84 199L86 200L87 199V202H88V200H90V202H88L87 203V205L88 204H90V206L89 207H91V204L93 205V203L95 204V201H93V200H95L96 198H90L91 196H92V191L94 190V193H95V195H96V193H98V192H100L101 191V189H99V188H97V185H99V187L100 186H102L101 188H109V187H115V186H117L116 187V190L120 193V194H118L117 193V191L115 192H113V189L111 190V188H110V190L112 191H109V189H108V191H109V193H108V191H107V189H106V191H107V195L109 196V194H110V192H111V194H110V196H109V198L111 197V195H112V199L114 200V201H116L117 199H120V200H117L116 201V203L115 202H110V201H108L109 199H108V196L106 197V199H105V197H104V194L103 195H100L99 193H98V196L100 195V198L103 196V198L105 199V200H107L106 202V204H113L114 205V207L116 208V206L115 205H117V207L118 208H116V210L119 212H121V210H125V213L127 214V212L130 210H128L126 207H129V208H132L130 211L132 212V210H135V211H137V210H139V214H141V212L143 213V214H146V213H148V212H150V210H151V212L153 213H150V217H148V218H150L151 219V216H152V219H151V221H150V219H149V227H150V232L147 234V240H148V242H149V244H156V243H159V244H161L160 242L161 241H163V239L164 238H159L157 241H155V240H153L154 238H153V236H152V234H154V232H152V231H154L153 229L155 228V223L154 222H156L153 218H156L155 216H157L156 214H155V211L153 212L152 210H154V208L153 209H150V208H152V206H153V203H152V200H150L151 202H149V200H148V198L150 199H152V198H154L155 199V197H156V199H157V196H156V194H154V189H155V187L152 189V187L153 186H155V182H154V179L151 177V174H145V173H143L142 174V176L140 177V179H141V183L139 184V181H138V179H136L137 181H136V186L135 187H133V189H132V187H130L129 189H130V191H132V192H134L135 191V193H136V198H138V196H140L139 198H138V200L139 199H141V201H136L135 199V197L133 196V195H131V197H125V196H129L131 193L129 192V194H127L128 193V191H129V189L127 188V189H121L119 186H118V182H116L114 179H113V176H112V174H111V170H112V168L114 167V168H117L118 167V169H121L122 167H124V166H126V168H122V169H130V168H132V167H135L136 168V166H127V164H124V166H122L121 167V163H115V165H113V167L110 169L109 167H108V162L106 161V162ZM205 163V164H204ZM207 163V164H206ZM238 163V164H237ZM107 164V165H106ZM133 164V163H132ZM243 166H242V165ZM251 164V165H250ZM6 165H7V163H6ZM5 164H4V166H6ZM206 165V166H205ZM239 165H241V166H239ZM248 165V166H247ZM3 166V165H2ZM3 166V167H4ZM25 166V167H24ZM105 166L108 168V169H110V171H109V173H108V178L106 177V176H104V175H102V173L101 172H103V170L102 169H104L105 168ZM208 166V167H207ZM252 166V167H251ZM0 167H1V164H0ZM7 167L8 168H0V169H2V170H4V172H6V170L8 169L9 170V166L7 165ZM138 167V166H137ZM108 169H104V172H103V174H105L106 173V171L108 170ZM144 169H146V167H144L143 168V170ZM199 169V168H198ZM222 169H224V168H222ZM222 169H221V172H223L222 171ZM7 170V172L8 173H10L9 171ZM101 170V171H100ZM1 171V170H0ZM91 172V175L90 174H88V173H90ZM98 171V172H97ZM144 171H146V170H144ZM143 171V172H144ZM4 172H1L2 174H4ZM94 172H96V173H94ZM101 173V175L105 178L104 180H103V177L101 176V175H99L100 173ZM108 172V171H107ZM8 173H6V176H8L7 174ZM207 173H206V175H207ZM11 174V173H10ZM94 174H98L97 175V178H94L93 176H94ZM209 175H210V173H208ZM243 173H241V175H240V179H239V181L240 182H242V183H250L251 182V180L250 179H248L247 178V176L245 175H242ZM261 174V173H260ZM259 173L257 174V175H260ZM75 175V174H74ZM80 175V176H79ZM90 175V176H89ZM151 177H149V176ZM177 175V174H169V176H168V180L167 181H172L171 183V187H174V188H177V184L179 183L180 185L179 186H181L182 187V185H185V183H182L183 182V180L180 178V176L178 175L176 178L179 180L178 182H176L175 181V179H173V177H175V176ZM209 175H207V176H209ZM5 176V177H6ZM10 176V175H9ZM96 176V175H95ZM210 176H212V177H214V175H210ZM75 177V178H74ZM89 177H91V178H94V181H92L93 179H89ZM241 177H243V178H241ZM246 177V178H245ZM258 176H256V178H257ZM71 178L73 179V180H71ZM79 178V179H78ZM82 178V179H81ZM99 178H101L100 180H98ZM112 178V179H111ZM147 178V179H146ZM149 178V179H148ZM211 178V177H210ZM210 178L208 179L209 180V182L207 181H203V182H201L202 184L203 183H209V184H213V186H214V188H215V190H217V191H219V193L221 192V189L219 188V186H217V184H216V180L217 179H215V177L214 178H212L211 180H210ZM259 178V177H258ZM90 180V182H88V181H86V180ZM144 179V181H142ZM145 179H146V184H148V185H144L145 183H143V182H145ZM152 179V180H151ZM82 180V181H81ZM102 180V181H101ZM175 182H174V181ZM182 180V181H181ZM215 181V182H213V181ZM85 181V182H84ZM92 181V182H91ZM97 181V182H96ZM100 181V182H99ZM103 181H105V183H101V182H103ZM181 181V182H180ZM106 182L107 183H112V185L110 186L109 184H107V186H109V187H106L105 185H106ZM138 182V183H137ZM151 182V183H150ZM212 182V183H211ZM84 183H85V185L87 184H89V186H91V188L93 189H91L90 187H86L85 185H84ZM103 184V185H102ZM150 184V185H149ZM174 184V185H173ZM188 186H189V188H190V184L189 183H186ZM84 185V186H83ZM92 185H93V187H92ZM164 185H166V184H164ZM187 185H185L184 187H182V188H186L187 187ZM95 186H96V190H98V192H96L95 191ZM145 186H147V187H145ZM179 186H178V188H179ZM87 189H86V188ZM113 187V188H114ZM140 187H141V189H140ZM144 187H145V189H144ZM216 187H217V189H216ZM89 188H90V190H92L91 192H90V190H89ZM139 188V189H138ZM177 188V189H178ZM188 188V187H187ZM102 189V190H103ZM120 189H121V191H122V194H121V192H120ZM132 189V190H131ZM136 189V190H135ZM220 189V190H219ZM89 190V191H88ZM100 190V191H99ZM114 190H115V188H114ZM138 190V191H137ZM179 190H181V189H179ZM183 190H186V189H183ZM125 191H126V194H125ZM145 191V192H144ZM150 191H151V193H150ZM216 191V192H217ZM90 192V194H88ZM81 193V192H80ZM113 193V194H112ZM139 195H138V194ZM145 193H146V195H145ZM219 193L217 192V194H218V196L220 197V198H223V194H222V192L220 193V195H219ZM115 194H117V197H116V195ZM125 194V195H124ZM145 196V198H146V200H148V202L144 199V196ZM148 194V195H147ZM151 196H150V195ZM154 194V195H153ZM90 195V196H89ZM124 197H123V196ZM142 195V196H141ZM193 195V194H192ZM120 198H119V197ZM147 196V197H146ZM153 196V197H152ZM197 196V197H196ZM92 197H96V196H94V194H93V196ZM116 197V198H115ZM122 197V198H121ZM134 197V198H133ZM194 198H199V195H195L194 194V196H193ZM90 198V199H89ZM115 198V199H114ZM126 198V199H125ZM131 198H133V199H131ZM143 198V199H142ZM129 199V200H128ZM123 200H126V207H124V205H123V203H121ZM128 200V201H127ZM132 200H135V202L134 201H132ZM142 200H144V202L142 201ZM96 201H98V199H96ZM100 201V200H99ZM102 201H104V200H102ZM101 201V202H102ZM120 201V202H119ZM130 201H132L131 203H130ZM101 202H96V205H95V207L97 208V210H98V208H99V210L101 209V205L103 206V204L101 203ZM110 202V203H109ZM118 202V203H117ZM127 202L128 203H130L129 205L131 206H129L128 204H127ZM139 202V203H138ZM100 203H101V205H100ZM115 203V204H114ZM158 203V205L157 206H155L156 207V209H159L160 207H162V205L160 206L159 205V202H156V203H154V205L155 204H157ZM196 203V202H195ZM132 204V205H131ZM180 204V205H179ZM179 204L178 205H176L175 207H177L178 208V210H182V211H184V209L185 208H187V207H184V205H183V207H181L182 205V203H180L179 202ZM184 204H186V203H184ZM199 204H201V206L204 204L203 202H201V203H199ZM112 205V206H113ZM128 205V206H127ZM149 205H150V207H149ZM94 206V205H93ZM98 206H100V207H98ZM139 206H140V208H139ZM196 208H197V210H198V208H202L200 205H194ZM149 207V208H148ZM154 207V206H153ZM180 207V208H179ZM193 208V210H195L196 208ZM93 208V207H92ZM96 208H93V209H96ZM138 208V209H137ZM148 209H149V211H148ZM141 210V211H140ZM180 210V211H181ZM144 211H146L145 213H144ZM148 211V212H147ZM177 211V210H176ZM180 211H178V212H180ZM182 211L179 213L180 214V218L181 219H183L185 216V211H184V213H182ZM131 212H128V214L129 213H131ZM177 212V213H178ZM187 212H190V210H188ZM127 214V215H128ZM159 215L160 214H163V213H158ZM182 214H184V215H182ZM128 216H130V215H128ZM154 216V217H153ZM183 217V218H182ZM153 220V221H152ZM45 221V220H44ZM44 221L42 222L43 224H41V226H43L45 223H46V228H45V225L43 226V228H40L39 229V227H37L38 229H39V231H36V230H38L37 228H35V227H32V229H30L29 230V232H28V229L29 228H31L30 227V225H28V226H26V227H24L25 229H27L26 231L28 232V234L27 235H29V237L30 238H32L31 240H29L30 238H28V240H29V242L30 241H33L34 240V242H31V243H29L28 244V241H24L27 237H25L26 236V231H24V229L20 226V228L21 229H23V231L24 232H26L25 234H20L21 232L23 233V231L22 230H19L18 228H17V230H16V232H11V233H7V235H6V233H4L5 234V236H6V238H7V241H8V239L9 238H11L9 241H11V242H16L18 239L20 240V241H22V242H20V241H17L16 243H18V244H14L15 246V248H16V246H19L20 247V244H21V247H22V245H25L24 246V248L25 247H32V246H34V243H35V241H39L40 240V242L39 243H42V244H44L45 243V240H46V242H48V245H58V244H60V243H62V244H70V243H72V242H74L73 240L72 241H70L71 239L69 238V236H70V234H68V235H65V237H67V240H65V237H63L64 235H60V234H57V232H56V230L53 228V230H51V227H50V222L49 221H47L48 223H49V226H47V222L45 221V223H44ZM109 224V222H107V225ZM151 224V225H150ZM154 224V225H153ZM137 225H138V228H137ZM136 225V229H134V231L135 230H137L136 232H137V234H142L143 232H139V230H141L142 229V225L140 224H137ZM175 225H177V226H179L178 228H179V231H178V233H175V230L173 229L174 227H170L169 229H168V231H170L169 232V234H168V236H166V239H167V241L169 242V244H170V246H173V251H175V253H172L173 251H166V253H165V257H163L164 259H155L156 261H158V262H160V261H163L164 262V264L165 263H167L170 259L172 260H174V261H176V262H174L173 260V262L170 260V262L172 263V264H177V262H182V261H184L185 260V258L186 257H182V255H181V253L178 251V249L181 247V246H178V244H182V245H185V243H186V245H188L187 243H191L190 242V239H191V235L186 231H184L183 229H182V226L181 225H178L177 223L175 224ZM236 226H238L237 227V230L242 234V232H244V230H243V228L241 229L240 228V225H236ZM27 227H29V228H27ZM49 227V228H48ZM156 227H157V225H156ZM181 227V228H180ZM33 228H35L34 230H33ZM48 228V229H47ZM141 228V229H140ZM153 228V229H152ZM139 229V230H138ZM172 231H171V230ZM21 231L20 233H17V231ZM42 230L43 231H46L45 233L44 232H42ZM110 230L111 231H109L110 232V237H109V232L108 233H106V237L108 236V238H106L105 237V232L104 231H100V230H98L100 233H99V236L102 238H100L99 236H97V237H99L102 241H100L99 240V238H97V237H95V239L97 240V241H99L100 243H98L97 241V243H96V245L98 246L97 248L98 249H100V250H102L104 253L103 254H107L106 255V257L108 256V254H109V256L106 258V259H108L109 258V261L111 260V256H114L115 254V259L116 260H111V261H118L119 262V264H131V262H132V264H139L140 263V261L138 260V258H133V257H131L130 256V254H128V253H122V250L121 249H117V246L118 247H120V248H122L123 246V244H124V240H122V239H124V235H122V234H120V235H118V233H117V235H116V232L113 230V229H111L110 228ZM112 230H113V232L115 233H112ZM31 231V232H30ZM32 231H33V234L35 233V235H33V236H31L32 235ZM36 231V232H35ZM174 231V233H172ZM183 231V232H182ZM37 232H38V234H37ZM40 232H42L41 234H40ZM51 234H50V233ZM56 233V236L58 235H60V237H55L54 236V234ZM101 232H104V236L102 235L101 236ZM136 232H134L135 234H136ZM47 233H48V235H47ZM152 233V234H151ZM14 234V235H13ZM19 235V236H17V235ZM44 234V235H43ZM112 234H113V236H112ZM171 234V235H170ZM183 234H184V236H183ZM244 234V235H243ZM242 235H243V238H244V241H245V246H246V244H247V246H248V248H246V250H250L249 251V256H253V257H256L257 255H256V253H254V252H256L255 251V249L253 248V246H254V244H252V246H251V243L249 244V242H251L252 240L250 239V237L248 238V235H245L246 233L244 232ZM20 235H21V237L22 238H24V240L20 237ZM38 235V236H37ZM170 235V236H169ZM34 236H36L35 238H34ZM41 236H42V238L43 239H41ZM13 237H14V239H13ZM15 237H16V239H15ZM52 237V238H51ZM55 237V238H54ZM62 237V238H61ZM111 237H112V240H111ZM118 239H117V238ZM120 237H122V239H120ZM180 239H182V242L180 243L179 241H177V240H179V238ZM49 238H50V240H49ZM54 238V239H53ZM58 238H61L60 240L58 239ZM110 238V239H109ZM153 238V239H152ZM184 238V239H183ZM187 238V239H186ZM188 238H190L189 240H188ZM245 238H247L246 240H248V241H246L245 240ZM62 239H63V242H62ZM70 239V240H69ZM104 239H105V242L107 243V245H106V243L104 242ZM106 239H108V240H106ZM119 239L120 240H122V241H119ZM165 239V240H166ZM176 239V240H175ZM14 240V241H13ZM53 240V241H52ZM109 240H111V241H109ZM150 240V241H149ZM161 240V241H160ZM165 240H164V242L163 243H166L165 242ZM183 240H184V244H183ZM185 240L187 241V242H185ZM251 240V241H250ZM8 241V242H9ZM69 243H68V242ZM118 241V242H117ZM128 242H130V240H127ZM153 241H155V242H153ZM170 241H172V242H170ZM27 244H26V243ZM58 242V243H57ZM60 242V243H59ZM103 242V243H102ZM111 243V244H109V243ZM119 242H121L120 244H119ZM150 242H153V243H150ZM37 244H39L38 242H36ZM35 243V244H36ZM114 243V244H113ZM116 243V244H115ZM119 245H118V244ZM176 243H177V245H176ZM253 243V242H252ZM9 244H12V243H10L9 242ZM31 244V245H30ZM36 244V245H37ZM45 244H47V243H45ZM98 244H101L102 246L105 244V246H103V247H101L100 245H98ZM122 244V245H121ZM192 244V243H191ZM26 245H28V246H26ZM35 245V246H36ZM114 245V246H113ZM117 245V246H116ZM185 245V246H186ZM13 246V245H12ZM12 246H10V248L14 251V249L12 248ZM37 246H39V245H37ZM107 246L108 247H110V248H107ZM174 246H177L178 247V249H177V247H174ZM185 246H183V247H185ZM192 246H194V247H197L196 246V244L195 243H193L192 245H188V248L187 249H185V250H189V251H191L192 249H190V248H193ZM251 246V247H250ZM100 247V248H99ZM116 247V249H114ZM103 248H105V249H108L109 251H111L112 252V250L114 251V250H116V251H114V252H105L106 250L105 249H103ZM253 248V249H252ZM18 249V248H17ZM112 249V250H111ZM176 249H177V251L180 253H178L179 255L176 257ZM196 249V248H195ZM195 249H193V251H195V254H194V252L192 251L191 253H192V256L194 255L195 257H201L202 255V252H201V250L199 251V249L197 248L196 250ZM16 250V249H15ZM13 251H12V253H13ZM118 251V252H117ZM149 252H151V251H149ZM182 252V251H181ZM200 252V253H199ZM252 252V253H251ZM11 253V252H10ZM111 253V254H110ZM188 253V252H187ZM190 253V254H191ZM251 253V254H250ZM113 254V255H112ZM120 254H122L123 256H121V257H119V258H117L118 256H120ZM166 254L170 257H168V256H166ZM171 254H173V255H171ZM174 254H175V257H174ZM189 254V255H190ZM200 254V255H199ZM255 254V255H254ZM16 256H17V253L15 254ZM14 255V257H16ZM105 255H100V257H102L101 259H100V264H101V262H107L106 260H104L105 259ZM111 255V256H110ZM129 257H128V256ZM13 256V255H12ZM27 256V255H26ZM25 256V257H26ZM171 256H173L172 258H171ZM191 256V255H190ZM6 257H7V260H12V261H14V257L13 258H9V256H5L4 258H0V260L2 259L3 261H0L2 264L4 263V261H6ZM124 257L127 259V260H125L124 259ZM253 257L251 258L252 259V261H253V263L254 264H259V259H258V257H256V258H254V260H253ZM133 258V259H132ZM183 258V259H182ZM5 259V260H4ZM103 259V260H102ZM131 259V260H130ZM256 259V260H255ZM15 260H16V258H15ZM135 260H137V261H135ZM165 260V261H164ZM168 260V261H167ZM258 260V261H257ZM136 262V263H135ZM138 262V263H137ZM158 262L157 263H155V264H158ZM45 264H51L50 262L49 263H47V262H44ZM5 264V263H4ZM54 264V263H53Z\"/></svg>",
	"mask_w": 264,
	"mask_h": 264
},
{
	"label": "bare ground",
	"instance_id": "2",
	"mask_svg": "<svg viewBox=\"0 0 264 264\" xmlns=\"http://www.w3.org/2000/svg\"><path fill=\"white\" fill-rule=\"evenodd\" d=\"M9 1V0H8ZM11 1V0H10ZM26 2V1H25ZM260 2H262V1H260ZM264 2V1H263ZM40 4H41V2H39ZM43 3V2H42ZM61 3V2H60ZM251 3V2H250ZM25 5V4H24ZM233 5V4H232ZM12 6V5H11ZM68 6V5H67ZM83 6V5H82ZM36 7H37V5H36ZM35 7V8H36ZM47 7V6H46ZM89 7V6H88ZM106 7V6H105ZM232 7V6H231ZM33 8H34V6H33ZM59 8V7H58ZM72 8H74V7H72ZM72 8L70 7V10H72ZM85 8V7H84ZM110 8V7H109ZM216 8V7H215ZM86 9V8H85ZM211 9V8H210ZM232 9H235V10H233V11H235L236 13L238 12L237 10H236V8H233L232 7ZM264 9V8H263ZM43 10V9H42ZM41 9H40V11H42ZM47 10V9H46ZM64 10V9H63ZM62 10V11H63ZM200 10V9H199ZM30 11V10H29ZM44 11V10H43ZM51 11L53 12L54 10L53 9H51ZM50 11V12H51ZM67 11V8H66V10L64 11V12H66ZM68 11H69V8H68ZM77 11V10H76ZM202 11H204V10H202ZM230 11V10H229ZM232 11V10H231ZM61 12V11H60ZM72 12H74L73 10L72 11H70V13L69 14H72ZM89 12V11H88ZM198 12V11H197ZM234 12V13H235ZM44 13H46V12H44ZM43 13V15H46V14H44ZM63 13V12H62ZM200 13H201V11H200ZM230 14H231V12H229ZM233 12H232V14H233V16L235 17V14H234ZM240 13V12H239ZM39 14H40V12H39ZM66 14V13H65ZM68 14V15H69ZM238 14V13H237ZM241 14V13H240ZM240 14H238V15H240ZM40 15H42V14H40ZM67 15V16H68ZM203 15V14H202ZM201 15V16H202ZM205 15V14H204ZM220 15V14H219ZM81 16V15H80ZM159 16H161V15H159ZM171 16V15H170ZM197 16H198V14H197ZM201 16H199L198 18H203V17H201ZM206 16V15H205ZM232 16V17H233ZM72 17V16H71ZM78 17V16H77ZM223 17V16H222ZM231 17V18H232ZM240 17H241V15H240ZM239 17V18H240ZM45 18V17H44ZM66 18H68V17H66ZM224 18V17H223ZM239 18H236L237 20L239 19ZM20 19V18H19ZM58 19H59V17H58ZM72 19V18H71ZM128 19V18H127ZM184 19V18H183ZM227 19V18H226ZM225 19V20H226ZM229 20H231L230 19V17L228 18ZM41 20V19H40ZM185 20V19H184ZM187 20V19H186ZM228 20V21H229ZM242 20L244 21V19L242 18ZM4 21V20H3ZM13 21V20H12ZM11 21V23H13L12 25H14V22L16 21H14V22H12ZM23 21L24 20H22V23L21 24H24L23 23ZM27 21V20H26ZM25 21V22H26ZM45 21H46V19H45ZM48 21V20H47ZM46 21V22H47ZM60 21V20H59ZM71 21V20H70ZM78 21V20H77ZM128 21V20H127ZM179 21V20H178ZM178 21H176V22H178ZM215 21V20H214ZM21 22V21H20ZM67 22V21H66ZM72 22V21H71ZM124 22V21H123ZM150 22V21H149ZM149 22L148 23H146V24H149ZM186 22V21H185ZM184 22V23H185ZM244 22H248V21H244ZM50 23V22H49ZM152 23V22H151ZM171 22H169V24H170ZM175 23V22H174ZM187 23H188V20H187ZM216 23V22H215ZM250 24H253L254 26H255V24L253 23V21L251 22H249ZM1 24V23H0ZM44 24H45V22H44ZM61 24H62V21H61ZM166 27L168 26V22H166ZM210 24V23H209ZM3 25H5V23H3ZM16 25V24H15ZM14 25V26H15ZM46 25V24H45ZM151 25V24H150ZM158 25V24H157ZM172 25V24H171ZM6 26V25H5ZM23 26V25H22ZM47 26V25H46ZM2 27V26H1ZM4 27V26H3ZM38 27H40V26H38ZM51 27V26H50ZM126 27V26H125ZM160 27V26H159ZM169 27V26H168ZM174 27V26H173ZM173 27H172V29H173ZM211 27V26H210ZM226 27V26H225ZM7 28V27H6ZM123 27H121V29H122ZM148 28V27H147ZM150 28H152V27H150ZM161 28V27H160ZM176 28H178V27H176L175 26V29ZM205 28V27H204ZM212 28V27H211ZM221 28H222V26H221ZM224 28V27H223ZM9 29V28H8ZM19 29H20V27H19ZM22 29H23V27H22ZM25 29V28H24ZM45 29V28H44ZM61 29V28H60ZM108 29V28H107ZM124 29V28H123ZM189 29V28H188ZM214 28H212V30H213ZM218 29V28H217ZM227 28H225V30H226ZM9 30H11V29H9ZM15 30V29H14ZM29 30V29H28ZM160 30V29H159ZM171 30V29H170ZM208 30V29H207ZM224 30V31H225ZM1 31V30H0ZM47 31V30H46ZM61 31V30H60ZM172 31V30H171ZM205 31H206V29H205ZM222 31H223V29H222ZM244 31V30H243ZM243 31H238V32H234L235 34H238V35H240V34H247L246 32H243ZM2 32V31H1ZM7 32V31H6ZM10 32V31H9ZM30 32V31H29ZM151 32V31H150ZM249 33H251V32H248V34ZM17 34V33H16ZM90 34V33H89ZM251 34H254V33H251ZM24 35V34H23ZM93 36H95L94 34H92ZM97 35V34H96ZM106 35V34H105ZM142 35V34H141ZM144 35V34H143ZM142 35V36H143ZM1 36V35H0ZM22 37V36H21ZM27 37H28V35H27ZM30 37V36H29ZM133 37V36H132ZM261 37H262V39H263V33H262V35L260 36V39H261ZM1 38V37H0ZM101 38V37H100ZM14 39V38H13ZM102 40H106L107 38H105L104 39V37H103V35H102V38H101ZM101 39H97L96 38V40H100V42H103L104 43V41H102ZM109 40L111 39V38H108ZM122 39V38H121ZM188 39V38H187ZM259 39V40H260ZM109 40H106L105 42H107L108 44H110L109 42H111V41H109ZM112 40V39H111ZM120 40V39H119ZM126 40H127V38H126ZM138 42H139V40L138 39H136ZM84 41H86V40H84ZM89 41V40H88ZM92 41V40H91ZM90 41V42H91ZM122 41H123V39H122ZM128 41V40H127ZM134 41V43H135V39L133 40ZM137 41H136V43H137ZM141 41V40H140ZM151 41H153V40H151ZM1 42V41H0ZM82 42V41H81ZM94 42V41H93ZM115 42V41H114ZM113 42V43H114ZM128 42H130V41H128ZM143 42V41H142ZM141 42V43H142ZM145 42H146V40H145ZM150 42V41H149ZM154 42V41H153ZM87 43V42H86ZM106 43V44H107ZM122 44L121 46H123V47H125L124 46V44L128 47L127 49H130L131 48V45H130V48H129V45H127V43H121V40H120V42L119 41H116V43H114L115 44V46L117 45V44ZM132 43V42H131ZM141 43H139V44H141ZM260 43V42H259ZM82 44H84V43H82ZM106 44H104V47L105 46H107ZM111 44H112V42H111ZM139 44H137L138 46H139ZM152 44V43H151ZM175 44V43H174ZM184 44V43H183ZM88 45H89V43H88ZM93 45V44H92ZM91 45V46H92ZM96 45V44H95ZM143 45V44H142ZM166 45V44H165ZM176 45V44H175ZM75 46V45H74ZM78 46V45H77ZM90 46V47H91ZM114 46V45H113ZM118 46V45H117ZM134 46H136V45H134ZM194 46V45H193ZM4 48H5V46H3ZM13 47V46H12ZM76 47V46H75ZM108 48L107 49H109V48H112V47H110V45H108L107 46ZM123 47H121V49L122 50H124L125 48H123ZM153 47V46H152ZM261 47V46H260ZM7 48H8V46H7ZM10 48H11V46H10ZM9 48V49H10ZM61 48V47H60ZM102 48V47H101ZM134 47L132 46V49H133ZM136 48V47H135ZM135 48H134V50H135ZM140 48H142V47H140ZM188 48V47H187ZM262 48V47H261ZM62 49V48H61ZM105 49H106V47H105ZM113 49H114V47H113ZM120 49V47L118 46V50ZM120 49V50H121ZM132 49H131V53H132ZM1 50H2V53H0V54H3V55H5V54H7V53H5L4 51H3V49L1 48ZM76 50H77V48H76ZM115 50V49H114ZM117 49H116V51H118ZM126 50V49H125ZM124 50V51H125ZM6 51V50H5ZM112 51V50H111ZM129 50H127V52H128ZM186 51V50H185ZM71 52V51H70ZM79 52H81V51H79ZM85 52V51H84ZM115 51H113V53H114ZM127 52H125V53H127ZM153 52V51H152ZM155 52V51H154ZM38 53V52H37ZM110 53V52H109ZM112 53V54H113ZM118 53H119V51H118ZM121 53H123V52H121ZM120 53V54H121ZM45 54V53H44ZM43 54V55H44ZM84 54V53H83ZM83 54H82V56H83ZM85 54H87L86 52H85ZM115 54V53H114ZM116 54H117V52H116ZM154 54V53H153ZM186 54V53H185ZM263 54H264V52H263ZM263 54H262V56H263ZM11 55H15V54H9V55H7V57H5V56H3V57H5V58H8V57H10ZM23 55V54H22ZM21 55V56H22ZM41 55V58H42V54H40ZM48 54H46V56H47ZM63 55V54H62ZM80 55V54H79ZM122 55V54H121ZM126 55V54H125ZM124 55V56H125ZM215 55V54H214ZM30 56H32V57H35V58H32L31 57V60L32 59H36V57L37 56H35L34 54L33 55H29V57H28V59L30 60ZM52 56V55H51ZM51 56H47V57H45L43 60H41V59H39V55H38V63H39V66L38 67H40L41 66V68H43V65L46 67L47 66V64L48 63H41V62H45V61H48V60H46V58L48 59V57H50L51 58ZM54 56V55H53ZM65 56H66V54H65ZM111 56V55H110ZM114 56V55H113ZM112 56V57H113ZM118 56H120V55H118ZM216 56H217V54H216ZM219 56V55H218ZM3 57L2 58H0V60L1 59H3ZM12 57V56H11ZM19 58V56H16L15 58ZM25 59H22L21 60V58H20V60L17 58L16 60H15V62L16 61H19L20 62V64H19V62L16 64V63H14V62H12V63H14L13 65H16V66H22V65H25L26 63H24V61H26V54L23 56ZM60 57H61V55H60ZM64 57V56H63ZM66 57H68V56H66ZM121 57V56H120ZM119 57V58H120ZM126 57H129L128 56V53H127V56ZM220 57V56H219ZM49 58V59H50ZM54 58H55V60H57V58H58V60H57V62L58 61H61L62 63L64 62V60L66 59H64V60H60V59H62V57L59 59V57H55L54 56ZM77 58V57H76ZM82 58V57H81ZM122 58V57H121ZM225 58V57H224ZM229 58V57H228ZM86 59V58H85ZM139 59V58H138ZM214 59H215V57H214ZM220 59V58H219ZM67 60V59H66ZM69 60H70V58H69ZM79 60V59H78ZM78 60H76V61H78ZM216 60V59H215ZM218 60V59H217ZM21 61H22V63H24V64H22L21 63ZM54 61V60H53ZM68 61V60H67ZM131 61V60H130ZM136 61H137V59H136ZM136 61H134V62H136ZM27 62V61H26ZM29 62H31V65H34V64H32V61H29ZM29 62H27V65H25V66H28V63ZM34 62H37L36 60L34 61L33 60V63ZM50 62V61H49ZM57 62H54V63H56L57 64ZM68 62H70V61H68ZM142 62V61H141ZM263 62V61H262ZM9 63L10 62H8V64H6V65H4L5 66V68H6V66L8 65V67H10L9 66ZM12 63H11V65H12ZM52 62H50L49 64H48V66L46 67V69L50 66L51 67V65L53 64H51ZM75 63V62H74ZM138 63V62H137ZM147 63V62H146ZM30 64V63H29ZM51 64V65H50ZM58 64L60 65V62H58ZM57 64V65H58ZM64 65L65 64H67V62L66 63H63ZM69 64V63H68ZM67 64V65H68ZM150 64V63H149ZM54 65V64H53ZM56 66L57 68H59V67H61V65L60 66ZM67 65H65V68H66V72H68L69 74H72V77H75V78H77L78 76L81 78V74L80 75H78V71H76V75H78V76H76L75 75V71L72 73L71 72V69H68L66 66ZM70 65V64H69ZM96 65V64H95ZM217 65V64H216ZM263 65V64H262ZM20 66V71L18 72V73H15L14 72V70L11 68V70H13L11 73H15L16 75L17 74H19L20 75V72H21V70H23L24 72H26V70H25V68L26 67H24V66H22L21 67ZM35 66H36V64L34 65V68H30V70L31 69H35ZM55 66V65H54ZM8 67H7V70H8ZM14 67V66H13ZM24 67V68H23ZM30 67V66H29ZM29 67H27L26 69H29ZM49 67V68H50ZM55 67V68H56ZM100 67V66H99ZM98 67V68H99ZM262 67V66H261ZM23 68V69H22ZM37 68V67H36ZM40 68V69H41ZM52 68V67H51ZM54 68V67H53ZM54 68V69H55ZM57 68H56V70H57ZM62 68V67H61ZM71 68H75V67H73V66H71ZM94 68V67H93ZM110 68V67H109ZM138 67H136V69L135 70H133V71H136V70H142V69H137ZM171 68V67H170ZM169 68V69H170ZM1 69V68H0ZM39 69V68H38ZM40 69L38 70V71H40ZM92 69V68H91ZM90 69V70H91ZM111 69V68H110ZM15 70H16V68H15ZM37 70V69H36ZM36 70H35V72H36ZM43 71H44V69H42ZM41 70V71H42ZM59 70V69H58ZM76 70V69H75ZM93 70V69H92ZM98 70V72L99 73H101V71L103 70V68L102 67H100L99 69H97ZM113 70V69H112ZM120 70V69H119ZM172 70V69H171ZM2 71H3V69H2ZM5 71H6V69H5ZM17 71V70H16ZM29 71V70H28ZM33 72H34V70H32ZM48 71V70H47ZM62 71V72H61ZM80 71H82L81 69H80ZM104 71V70H103ZM102 71V72H103ZM110 72H111V70H109ZM114 71V70H113ZM138 71H136V72H138ZM145 71V74L143 73V71H142V73L145 75V77L147 76L148 77V75L146 74L147 73V70H144ZM1 72V71H0ZM8 72V71H7ZM10 72V71H9ZM8 72V73H9ZM30 72V71H29ZM35 72H34V74H35ZM49 72V71H48ZM65 72V69H64V71H63V68H62V70H60V73H64ZM71 72V73H70ZM97 72V71H96ZM105 72V71H104ZM131 72V71H130ZM136 72H134V73H136ZM141 71H139L136 75L138 76V74L140 73ZM28 73V72H27ZM45 73H46V71H45ZM52 73H53V71H52ZM51 73V74H52ZM68 73H65L64 75L65 76H68L67 74ZM80 73V72H79ZM117 73H119V72H116V74ZM124 73V72H123ZM133 73V74H134ZM142 73H140L141 74V77H143L142 76ZM4 74V73H3ZM2 74V75H3ZM6 74V73H5ZM4 74V75H5ZM23 74V73H22ZM21 74V75H22ZM30 74H32V73H30ZM36 74H38L37 72H36ZM40 74L42 75V74H44V72H40ZM57 74V73H56ZM55 74V75H56ZM111 74V73H110ZM115 74V73H114ZM115 74V75H116ZM139 74V75H140ZM152 74V73H151ZM150 74V75H151ZM10 75V74H9ZM16 75H13V76H15V78H16ZM18 75V76H19ZM28 76H29V73L27 74ZM47 75H48V73H47ZM52 75H54V74H52ZM54 75V76H55ZM60 75V74H59ZM85 75V74H84ZM112 75V74H111ZM118 75V74H117ZM0 76H1V74H0ZM10 76H12V75H10ZM31 76H34V75H31ZM43 76L44 75H42V78H43ZM54 76H49L48 78H50V77H54ZM60 76H62V75H60ZM88 76V75H87ZM96 76V75H95ZM99 76V74H97V77ZM100 76H102V74H100ZM113 76V75H112ZM136 76V77H137ZM155 76V75H154ZM157 76V75H156ZM6 77V79L7 78H9L7 75L5 76ZM20 78H22L21 76H19ZM25 77V76H24ZM41 77V76H40ZM40 77H38L39 79H40ZM45 77H46V75H45ZM44 77V78H45ZM56 77V76H55ZM54 77V78H55ZM59 77V76H58ZM57 77V78H58ZM63 78H64V76H62ZM71 77V76H70ZM78 77V78H79ZM84 77V76H83ZM86 77V76H85ZM91 77V76H90ZM89 77V78H90ZM120 77V76H119ZM13 78V77H12ZM10 79V80H13V79ZM18 78V77H17ZM34 78V77H33ZM54 78H52L54 81H52V80H50V81H52L53 83H55L56 81H58V80H56L55 81V79ZM59 78H61V77H59ZM92 78L94 79V76H92ZM92 78L90 79V80H88L89 82H92ZM149 78V77H148ZM147 78V79H148ZM153 78H155V77H153ZM157 78V77H156ZM160 78V77H159ZM246 78V77H245ZM19 79V78H18ZM36 79V78H35ZM46 79V78H45ZM51 79V78H50ZM65 80H67L66 78H64ZM83 79V78H82ZM85 79L86 78H84V81H85ZM87 79H88V77H87ZM100 79V78H99ZM102 79V78H101ZM119 79H121V78H119ZM118 79V80H119ZM140 79V78H139ZM151 78H149V80H150ZM158 79V78H157ZM156 79V80H157ZM162 79V78H161ZM202 79V78H201ZM0 80H1V77H0ZM9 80V79H8ZM14 80H16V79H14ZM20 80V79H19ZM22 80H24V78L22 79ZM21 80V81H22ZM25 80H27L26 78H25ZM30 80V79H29ZM34 80V79H33ZM38 80V79H37ZM37 80H34V81H37ZM60 80V79H59ZM64 80V81H65ZM74 80V79H73ZM76 80V79H75ZM79 80V79H78ZM154 80L155 79H151V81L150 82H152V83H154ZM245 80V79H244ZM243 80V81H244ZM263 80V79H262ZM4 81H5V79H4ZM21 81H19V82H21ZM42 80H40V82H41ZM69 81V80H68ZM80 81H82L81 79H80ZM79 81V82H80ZM83 81V82H84ZM87 81V82H88ZM117 81V80H116ZM120 81V80H119ZM123 81V80H122ZM195 81V80H194ZM254 82H255V80H253ZM1 82H3V81H1ZM14 82V81H13ZM12 82V84H15L16 82L19 84V82L16 80V82H14L13 83ZM26 82V81H25ZM25 82H24V84H25ZM61 82H63V81H61ZM60 82V83H61ZM72 82V81H71ZM75 82V81H74ZM74 82H73V84H74ZM77 82V81H76ZM86 82V81H85ZM85 82H84V84H85ZM87 82H86V84H87ZM88 82V84L89 85H91L90 83ZM129 82V81H128ZM145 82H146V79H145ZM148 83H149V81H147ZM146 82V83H147ZM206 82V81H205ZM247 82V81H246ZM245 82V83H246ZM248 82H250V81H248ZM4 83V82H3ZM7 83V82H6ZM9 83V82H8ZM22 83V82H21ZM32 83V82H31ZM36 83V82H35ZM45 83H47V82H45ZM44 83V84H45ZM66 83V82H65ZM64 83V84H65ZM69 83H70V81H69ZM78 83V82H77ZM151 83V84H152ZM156 83V82H155ZM154 83V84H155ZM160 83V82H159ZM2 84V83H1ZM17 84V85H18ZM38 84H40L39 83V80H38ZM43 84V83H42ZM51 84V83H50ZM56 84V83H55ZM68 84V83H67ZM78 84H81V83H78ZM77 84V86L76 85H74V86H76L75 88H76V90H77V93H79V94H77V98H79L80 100H81V97L83 98V97H86L85 96V94H84V96H82L83 94H82V92H81V94H80V92H78V88L77 87H79V85ZM107 84H109V83H107ZM138 84V83H137ZM169 84V83H168ZM206 84V83H205ZM243 84V83H242ZM4 85V84H3ZM9 85V84H8ZM21 85H23V83L21 84ZM27 85V84H26ZM29 85H34L33 87H35V86H37V84L35 85V84H29ZM66 85V84H65ZM63 86L62 87V85L60 84V87H62V89L61 90H64L65 88L64 87H66V86ZM88 85V86H89ZM93 85L94 86H97V84L95 85L94 84V80H93V83H92V88H93ZM134 85H136V84H134ZM133 85V86H134ZM153 85V84H152ZM194 85V84H193ZM209 85V84H208ZM0 86H2V85H0ZM5 86H6V84H5ZM15 86H16V84H15ZM15 86L13 87V88H15ZM31 86V87H32ZM48 86V85H47ZM57 86V85H56ZM73 86V87H74ZM86 87H87V85H85ZM84 86V87H85ZM99 86V85H98ZM98 86H97V88H98ZM116 86V85H115ZM118 86V85H117ZM116 86V88H118V91L116 92V93H118L119 94V96L121 95L122 96V98H123V95H124V91H123V89H121V88H119V87H117ZM124 86V85H123ZM139 86V85H138ZM137 86V87H138ZM147 86V85H146ZM210 86V85H209ZM247 86V85H246ZM249 86V85H248ZM11 87H12V85H11ZM18 87V86H17ZM16 87V89H19V88H17ZM59 87V86H58ZM59 87V88H60ZM71 87V86H70ZM81 87H83V86H80V88ZM91 87V86H90ZM135 87L136 86H134V90H136L135 89ZM150 87H151V85H150ZM3 88H4V86H3ZM7 88V90H8V87H6ZM12 88V89H13ZM24 89H25V87H23ZM36 88V87H35ZM40 88H41V86H40ZM46 88V86L44 85V88H42V90L44 91V89ZM52 88H55V85H54V87L52 86ZM64 88V89H63ZM66 88H69V87H66ZM87 88H89V87H87ZM87 88H86V90H87ZM252 88V87H251ZM254 88L256 89V90H259L260 91V93L262 94H264V82H255V84H254ZM2 89V88H1ZM10 90H11V88H9ZM27 89V88H26ZM25 89V90H26ZM31 90V88H30V86H29V88L26 90V91H28V90ZM56 90H57V87L55 88ZM54 89V90H55ZM70 89V88H69ZM99 89V88H98ZM98 89H96V90H98ZM140 89H141V87L139 86V89L137 88V90L135 91V92H138V93H135V94H138L139 95V98H140V102H142V104H144V107H145V105L147 106H152L153 105V101H152V99H150V94L148 95L147 93V90H146V94H147V96H146V94H145V96H146V98H144L143 96L144 95H142L141 94V91H140ZM145 89H146V87H145ZM148 89V88H147ZM215 89V88H214ZM248 89H250V88H248ZM6 90V89H5ZM7 90H6V92H7ZM10 90H8V92H10ZM21 90V89H20ZM23 90V89H22ZM33 90V89H32ZM35 90H37V89H35ZM46 90V89H45ZM49 90H50V87H49ZM49 90H46L48 93H49ZM53 90V91H54ZM59 90V89H58ZM58 90L56 91V92H58ZM71 90V89H70ZM70 90H67V91H69L70 92ZM85 91V89L83 88L82 90H79V91ZM92 90H94L95 91V89H92ZM117 90V89H116ZM115 90V91H116ZM2 91H4V89H2L1 90V92ZM15 91V89H13V91H11V92H14ZM18 91V90H17ZM43 91H41V92H43ZM46 91H44V93L46 92ZM66 91V90H65ZM64 91V92H65ZM90 91V90H89ZM93 91V92H94ZM99 91V90H98ZM98 91H95L94 92V95H92V93H90L91 94V96L90 97H92V96H94V98L95 97H97V94H99V93H97ZM128 91V90H127ZM254 91V90H253ZM8 92H7V95H8ZM33 92V91H32ZM38 92H40V89H39V91ZM40 92V93H41ZM68 92V93H69ZM75 92V91H74ZM73 92V93H74ZM91 92V91H90ZM100 92V91H99ZM151 92V91H150ZM207 92V91H206ZM3 93V92H2ZM5 93V92H4ZM24 93H26V92H24ZM67 92H66V94H68ZM72 92H70L69 94H71ZM85 93V92H84ZM87 93V92H86ZM104 93H108V91L107 92H104ZM104 93H103V95H104ZM132 93H133V91H132ZM209 93V92H208ZM216 93V92H215ZM254 93V92H253ZM11 94V93H10ZM19 94V93H18ZM17 94V95H18ZM20 94H21V92H20ZM50 94H52V95H50L49 96V98H51V100L52 99H54L53 100V102H52V104L54 103L55 104V102H57V103H61L60 102V100H62V98L60 99L58 96H56V95H54L53 94V92H50ZM65 94V95H66ZM68 94V95H69ZM89 94V95H90ZM109 94H110V92H109ZM111 94H113V92L111 93ZM236 94V93H235ZM12 95V94H11ZM13 95H15V93L13 94ZM25 95V94H24ZM26 95H27V93H26ZM30 95V94H29ZM33 95H34V93H33ZM39 95H41V94H39ZM38 95V96H39ZM43 95V94H42ZM45 95V94H44ZM43 95V96H44ZM49 95V94H48ZM60 95V94H59ZM62 95V94H61ZM71 95H74V94H71ZM79 95V96H78ZM80 95H81V97H80ZM108 94H106V96H107ZM129 95H130V92H129ZM138 95H136V96H138ZM152 95V94H151ZM241 95V94H240ZM242 95H243V93H242ZM251 95V94H250ZM249 95V96H250ZM256 94H254V96H255ZM5 97H6V95H4ZM3 96V97H4ZM16 96V95H15ZM21 96V95H20ZM31 96V95H30ZM46 96H47V94H46ZM75 96V95H74ZM153 96V95H152ZM215 96V95H214ZM234 96V95H233ZM248 96V95H247ZM0 97H1V93H0ZM2 97V98H3ZM4 97V98H5ZM19 97V96H18ZM22 97V96H21ZM21 97H19V98H21ZM25 97V96H24ZM37 96H35V98H36ZM45 97V96H44ZM67 97V96H66ZM65 97V98H66ZM69 97V96H68ZM67 97V98H68ZM70 97H72V96H70ZM89 97V96H88ZM88 97H87V99H88ZM126 97V96H125ZM208 97V96H207ZM209 97H211V96H209ZM250 97H252L253 98V96H250ZM260 97V96H259ZM263 97V96H262ZM3 98V99H4ZM13 98H15V97H13ZM18 98V99H19ZM34 98V97H33ZM33 98H32V102L33 101H35V99L33 100ZM40 97H38V98H36V99H39ZM42 98V97H41ZM39 99V100H41L42 101V99H44V98H42V99ZM46 99H44V100H46L45 102H48V97H45ZM73 98H75V97H73ZM77 98H76V100H77ZM94 98H93V100H94ZM138 98V99H139ZM153 98V97H152ZM225 98H226V96H225ZM234 98V97H233ZM251 98V99H252ZM7 98H5V100H6ZM16 99H17V97H16ZM23 99V98H22ZM30 99V98H29ZM28 99V102L30 101ZM63 99H64V97H63ZM69 99V98H68ZM92 99V98H91ZM100 99V98H99ZM98 98L96 99L97 101L99 100ZM127 99V98H126ZM125 99V100H126ZM131 99H133L132 97H131ZM135 99H136V97H135ZM137 99V100H138ZM241 99V98H240ZM243 99V98H242ZM242 99H241V101H242ZM251 99H249V101L251 100ZM14 101H16L15 99H13ZM12 100V102H11V104L13 105V107H15V109H16V107L18 108L19 107V110H20V108L21 109H23L24 107V105H25V102H27V101H23V102H19L18 104L19 105H17V102H14ZM39 100H36V103L37 104H41L40 102L41 101H39ZM83 100V99H82ZM82 100H81V102H82ZM108 100V99H107ZM109 100H110V98H109ZM115 100V99H114ZM122 100V99H121ZM130 100V99H129ZM134 100V99H133ZM136 100V102H139V101H137ZM154 100V99H153ZM238 100V99H237ZM254 101H256V98L254 97V99H253ZM261 99H259V100H257V101H260ZM7 101V100H6ZM8 101H9V99H8ZM18 101V100H17ZM20 101V100H19ZM38 101H39V103H38ZM55 101V102H54ZM63 101V100H62ZM74 101V100H73ZM88 101H90L89 99H88ZM92 101V100H91ZM97 101H92L93 102V104L94 103H96ZM128 101V100H127ZM135 101V100H134ZM246 101V100H245ZM249 101H247L246 103H248ZM253 101V102H254ZM28 102L26 103L27 105H29L28 104ZM31 102V103H32ZM50 102V101H49ZM51 102L49 103L50 104V106H52V104H51ZM66 102V101H65ZM67 102H69L68 100H67ZM66 102V103H67ZM80 102V103H81ZM108 102V101H107ZM107 102H103V103H105L104 105H106V103ZM113 102V101H112ZM112 102H110L111 104H112ZM122 102V101H121ZM155 102H156V100H155ZM162 102V101H161ZM204 102H207V101H205L204 100ZM238 102H239V100H238ZM243 102H244V99H243ZM253 102H251V104L253 103ZM260 102H262V101H260ZM36 103L34 102L33 104H35L34 105V107L35 106H38V105H36ZM42 103H44V101H42ZM70 103V102H69ZM75 103H77V101H75ZM79 103V101H78V104L80 105V107L82 106L81 104ZM84 103L86 104V103H88V102H86V100H85V102L83 101V105H84ZM103 103H101V104H103ZM110 103H108V104H110ZM119 103V102H118ZM127 103V105L126 104H124V103H122L123 105H126L125 107H129V109H131V108H134V106L137 104H135L134 106H133V102L132 101H128V102H126ZM203 103V102H202ZM212 103V102H211ZM224 103H226V102H224ZM229 103V102H228ZM245 103V102H244ZM23 104V105H22ZM45 104V103H44ZM48 104V103H47ZM47 104H45V106L44 107H47L48 105ZM64 105H65V103H63ZM63 104H61V105H63ZM110 104V109H111V107H112V109H111V112H114L113 111V107L115 108V109H119L120 110V108H122L123 107V105H119V104H117L116 103V101L114 102V104H112L111 105ZM117 104V105H116ZM139 104V106H140V104L141 103H138ZM162 104V103H161ZM160 104V105H161ZM176 105H174V102H172V105H174L175 107L177 106V104L178 103H175ZM204 104V105H203ZM202 105L203 106H205L206 104L205 103H203ZM218 104H220V103H218ZM227 104V103H226ZM257 104H259V103H257ZM256 103H253V105H257ZM7 105H9V104H4V106H7ZM60 105V104H59ZM59 105H57L58 107H59ZM87 105H90V102L87 104ZM96 105V104H95ZM97 105L99 106V102H97ZM155 105V104H154ZM208 105V104H207ZM210 105V104H209ZM208 105V106H209ZM233 105H234V103H233ZM233 105H231L232 106V108H233ZM240 105L242 106H244V104H241L240 103ZM253 105H251V106H253ZM260 105V104H259ZM43 106L41 107L42 108V110H44L42 113H44L45 112V110H46V112H48L49 113V115L52 113V114H55V116H56V119H57V117H58V115H56V111H58V110H56L55 112H51L50 110L52 109V111L53 110H55V107H53L52 106V108L51 107H49V110H48V107H47V109H43ZM91 106V105H90ZM137 106V105H136ZM156 106V105H155ZM187 106V109H190V110H192V109H194V108H192V107H190L189 106V108H188V105H186ZM186 106H183V107H185V109H186ZM203 106H200V107H197V108H201L202 109V107ZM212 106H215L214 105V103H213V105ZM211 106V107H212ZM216 106H217V103H216ZM215 106V107H216ZM228 106H229V104H228ZM231 106L230 107H227V109L228 108H231ZM248 106V105H247ZM258 106V105H257ZM1 108H3V105L2 106H0ZM31 107V105L28 107V108H30ZM33 106H32V108H34ZM57 107V108H58ZM62 107H64V106H62ZM66 107H68V105L66 104ZM77 105H76V109H75V106H74V104H73V106H72V108L69 106L68 108H67V111H66V113L67 114H69V117H70V115H72V114H74V112L76 113L77 111L76 110H78L77 109ZM92 108H94L93 106H91ZM100 107V110H101V105L99 106ZM98 107V108H99ZM106 107V106H105ZM141 107V106H140ZM153 107L154 106H152V109H153ZM156 107H158V106H156ZM160 107V106H159ZM162 107V106H161ZM178 107H179V105H178ZM178 107H176L177 109H178ZM182 107V106H181ZM215 107H213L214 109H215ZM223 107H225V104L222 106V108ZM225 107V108H226ZM234 107H236V106H234ZM245 107V106H244ZM259 107H261V106H259ZM0 108V109H1ZM10 108V107H9ZM28 108H24L23 110H25V109H28ZM38 108H39V106H38ZM51 108V109H50ZM56 108V109H57ZM60 108H61V106H60ZM59 108V109H60ZM71 108V109H70ZM86 108V107H85ZM87 108H89V107H87ZM96 108V107H95ZM93 109V110H95L96 111V109ZM98 108H97V110H98ZM108 108V109H109ZM150 108V107H149ZM148 108V109H149ZM192 108V109H191ZM197 108H195L196 110H198ZM207 108V107H206ZM210 108V107H209ZM208 108V109H209ZM217 108V107H216ZM231 108V109H232ZM246 108V107H245ZM5 109V108H4ZM3 109V111H5ZM7 109H8V106H7ZM66 109V108H65ZM74 109H75V111H74ZM104 109V108H103ZM107 109V110H108ZM117 109V110H118ZM126 109V108H125ZM128 109V108H127ZM146 110H147V108H145ZM144 109V110H145ZM156 109V108H155ZM182 109V108H181ZM200 109V110H201ZM203 109H204V107H203ZM217 109H219V108H217ZM221 109V108H220ZM231 109H230V111H231ZM234 109V108H233ZM14 109H12V111H13ZM17 110V109H16ZM15 110V111H16ZM23 110H22V113H23ZM41 110V109H40ZM62 110V109H61ZM80 110V109H79ZM88 110V109H87ZM105 110V109H104ZM121 110H123V109H121ZM120 110V111H121ZM169 110V109H168ZM180 110V109H179ZM189 110V111H190ZM229 110V109H228ZM243 110V109H242ZM2 111V109H1V112H3ZM7 112L8 111H11V108H10V110L8 109V110H6ZM5 111V112H6ZM11 111V112H12ZM15 111H13V112H15ZM28 111H30V110H28ZM27 111V112H28ZM35 111H38V109H35ZM82 111H84L83 109H82ZM102 111V110H101ZM125 111V110H124ZM130 111V110H129ZM181 111V110H180ZM202 111V112H201ZM201 111H199L198 112V114H199V116H200V118H198V117H196V118H198V120L196 119H194V118H190V116H188V113L185 111V112H183V114H181L182 116H184V117H182L181 119H183V125H188L189 126V130H191L192 129V135H190V134H187V136L189 135V136H193L194 138L193 139H195V136L196 135H199V134H197V133H195V132H193V130H196V128L194 129V127L192 128V126H193V124L194 123H201V122H204V121H209L207 118H212L213 120H210L211 121V123H212V121H213V123H215V121L214 120H218L219 121V119H218V117L219 116H214V114H216V110H215V112L213 113V114H211L212 113V111H210V110H208V111H203V110H201ZM218 111V110H217ZM224 111V110H223ZM244 111V110H243ZM248 111V110H247ZM17 112H18V110H17ZM20 112V111H19ZM18 112V113H19ZM27 112H26V116H25V118L24 119H26V117H27ZM45 112V113H46ZM84 112H86L87 113V111H84ZM93 114H94V111H91ZM100 112V111H99ZM105 112L106 111H104V114H105ZM115 112H116V110H115ZM118 112V111H117ZM133 112V111H132ZM131 112V113H132ZM145 112H148V113H153V112H155V111H153V112H151L150 110H148V111H145ZM145 112H142L143 114L145 113ZM160 112V110H157L155 113L156 114H158ZM162 112V111H161ZM160 112V114L161 115H156V118L155 117H153V118H155V120H153L152 118H150L151 120H149V121H147L149 124H147V123H145V122H142V124L143 123H145L144 125H146V126H143L142 125V127H144V130H143V128L141 129L142 131H136L137 133L134 135V137L133 136H131L130 134H128L129 132H131L132 131V129L134 128V126L132 127L131 126V128L129 127V131L127 130L128 129V127L126 128V126L127 125H124V127L126 128V130L127 131H124V127H122L123 128V133H120L121 131H119V130H116V126H114L115 127V129H113V132H112V129H110V131H109V129H108V127H107V129L108 130H105V128L103 129V128H101V129H103V131L100 129V131L98 130V133H97V137H94V135H96V134H94L93 135V133H94V131H93V133H90L89 131H88V129H86V128H83V129H81L80 128V124H79V120H81L79 117H78V121L75 119V118H73V121H71L72 119H68L67 121H63V123H61V122H59V120L57 119V122H55V123H53V126H51V125H47V127L49 126H51L50 128H55L56 127V125H60V124H64V123H66V122H73L72 124H74L73 125V128H74V130H73V128H72V130L73 131H75L74 133H73V131L70 129V128H65V126L66 125H60V127L62 126L63 128H65V129H63V130H57V131H55L54 129L51 131V133H47L48 131H49V129H48V131H42V130H37L38 129V124H31V126H33V125H36V127H33L34 129L33 130H37V133L34 131V134H35V137H34V135H33V137L36 139V144L38 145V141L37 140H41V141H45L44 139H48V143H49V141L50 142H52V146L54 145V150H53V148H52V152H50V151H48L49 153H47L46 152V149H45V151L44 152H46V153H44L43 152V148L42 147H40V146H37V150L39 149V148H41V149H43L42 151L40 150L38 153L39 154H41L42 152L44 153H42V155H45L44 156V158L43 159H40V160H42L40 163H41V166L40 167H38L39 166V163H37L38 165L36 166V155L37 154H33L32 152H31V150L30 149H32L33 148V144H29L30 145V148L28 147L29 145L26 143V142H23L22 141V147H24L23 148V150H30V154H29V152H24L23 150V152H22V155L25 157V159L27 158V166L25 167V169L27 170V171H25L24 170V168H22L21 167V163H20V159L21 158H19L18 157V155H20V154H18L17 155V153L16 152H18V150L16 151V148H14L13 147V144L11 143V142H13L14 141V135H12V131H10V126L8 127L7 126V124H9L8 122H6V123H3V124H6V125H4V127L5 126H7V127H5L4 128V130H2V131H4L3 132V134L5 133V135L6 136H8L9 137V140H8V142H10V143H8V142H6V143H8V146L7 145H5L4 143L5 142H3L4 140H6L7 138L6 137H4L5 139H3V140H1L2 142H3V144L6 146H4V148L6 149V148H8V149H6V151L7 150H9L10 151V153H9V155L8 156H6L5 155V153H4V160H2L3 158L1 157L0 158V164H1V167L2 168H8L7 167V165L9 166V172L11 173H8L7 172V170H6V172H4V170H2V169H0L1 171H0V258H4L5 256H9V258L11 257V258H13L14 257V255L17 253V256L16 257H14V261H12V260H7V257H6V261H4V263L5 264H45L44 262H47V263H51V264H100V259L102 258V257H100V255L102 254V255H105V254H103L104 252L102 251V250H100V249H98L97 247V245H96V243L98 242V243H100L99 241H97L96 239H95V237H97V236H99V231L98 230H102V231H104L105 232V237H106V233H108L109 231H111L110 230V228L111 229H113L115 232H116V235H117V233H118V235H120V234H122V235H124V239H122V237H120V239H122V240H124V244L122 245L123 247L122 248H120V247H118L117 245V249L119 248V249H121L122 250V253H128V254H130V256L131 257H133V258H138V260L140 261V263L139 264H155V263H157L158 261H156L155 259H164L163 257H165L164 255H165V253H166V251H173L172 249H173V246H170V244H169V242L167 241V239H166V236H168V234H169V232L170 231H168V229L171 227H174L173 229L175 230V233H178V231H179V226H177V225H175L176 223L178 224V225H181L182 226V229L186 232H188L190 235H191V239L190 238H188V240L190 239V242L193 244V243H195L196 244V246L197 247H194V246H192L193 248H190V249H192L191 251H189V250H185V249H187L188 248V245L190 244V245H192L191 243H187L188 245H186V243H185V245H180V244H178V246H181L179 249H178V247L177 246H174V247H177V249H178V251L181 253V255H182V257L184 258V257H186L185 258V260L184 261H182V262H180L179 264H248V262L249 261H251L252 262V264H254L253 263V261H252V257L251 256H249V251L250 250H246V248H248V246H247V244H246V246H245V241H244V238H243V233L245 232L246 234L245 235H248V238L250 237V239L252 240H250L251 242H249V244L251 243V246H252V244H254V246H253V248L255 249V251L256 252H254V253H256V257H258V259H259V264H264V261H262L261 260V250L262 249H264V151H262V153H260V152H255V151H252V152H250V153H248V154H242V157L244 158V159H246L247 160V158H249V160H251V161H253V160H255L256 161V164L255 165H253L254 167H253V170H249L250 168V166L249 167H247L243 172H239L238 170H236V168L234 167V163H233V161L235 160V161H241V162H244L243 160V158H242V160H241V158H240V156L238 157V159H235L236 157L234 156V157H232L233 155H236L237 154V152L240 150V147H243V145H244V143L241 141V143H240V140L239 141H235V142H233V138L234 137H232L233 136V133L231 134L230 132H229V129H225V130H227L229 133H230V136L232 137H230L228 140H226V141H228L227 142V146H228V149L230 148V149H233V151L236 149V151L234 152V154H230L231 156H230V158H226V159H224V158H221L220 159V156H222V154H220V152L222 153V149L220 148V147H222L221 145H223V143H225L223 140H222V142H221V145L219 146V148H218V143H215L216 142V135H218V134H221L222 132L220 131V130H222V131H224V128L226 127H224V126H221L220 128V130L218 131V127L219 126H216V128L214 127L215 125H212L213 126V128L212 127H210V126H208V128H202V127H205V124H204V126L201 124V127L198 125V129H199V127H200V131L197 129V132L199 133L200 132V137H201V143H199V141H200V137L198 138V139H196V140H198L197 142L194 140L193 141V139L191 138V139H189V140H191V141H193V142H196V144H197V146H198V143H199V146H201L200 147V150L198 149V148H195L198 152H194L193 150H195L193 147H190V145L192 144V142L190 143V145H189V142L188 141H186V140H184L185 138L183 137L184 136V134H185V132H184V134H183V136H181V134L180 133H175V132H172V131H170L169 129L171 128V126H170V124L171 125H173L174 126V124L175 123H177V122H179L180 120H177V122L175 121V123L173 122V119H171L172 120V122L174 123V124H172V122L169 124V126L167 127L166 125H168V122H167V124H166V119L162 116V113ZM192 112H193V110L192 111H190L189 113H191V115H192ZM197 112V111H196ZM220 112V111H219ZM219 112H217V114L219 113ZM227 113H228V111H226ZM257 112V111H256ZM8 113H10V112H8ZM17 113V114H18ZM35 112H33V114H34ZM41 113V114H42ZM58 113V112H57ZM79 113H81V112H79ZM83 113V112H82ZM96 113H98L97 111H96ZM121 113V112H120ZM136 113V112H135ZM141 113V114H142ZM173 113V112H172ZM175 113V112H174ZM181 113V112H180ZM227 113H225L224 112V114L225 115H227ZM232 113V112H231ZM250 113H252V112H250ZM2 114V113H1ZM4 114V113H3ZM2 114V115H3ZM7 114V113H6ZM12 115H13V117L11 118V121H12V119L14 118V117H18L19 118V116L20 115H18V116H16L17 114H16V112H15V114H13V113H11ZM10 114V115H11ZM21 114V113H20ZM47 114V113H46ZM61 115L60 116H62V117H60V118H63L64 117V114H65V112L62 114V113H60ZM85 114V113H84ZM103 114V115H104ZM133 114V113H132ZM132 114H130V115H132ZM140 114V115H141ZM146 114V113H145ZM144 114V115H145ZM193 114H194V112H193ZM229 114H230V112H229ZM228 114V115H229ZM249 114V113H248ZM247 114V115H248ZM9 115V114H8ZM10 115L8 116V117H10ZM15 115V116H14ZM48 115V114H47ZM48 115V116H49ZM82 115V118H83V114H81ZM92 115V114H91ZM106 115V114H105ZM107 115H109L108 113H107ZM107 115L105 116V117H107ZM111 115H112V113H111ZM136 115H139L138 113L136 114ZM150 115H152V114H150ZM155 115V114H154ZM154 115H152V116H154ZM174 115V114H173ZM228 115H227V117H228ZM238 115V114H237ZM247 115H245V116H247ZM250 116H251V114H249ZM7 116V115H6ZM30 116V115H29ZM31 116H32V114H31ZM44 116H46V115H43V117H40V118H42V119H44ZM47 116V118H49ZM94 116V115H93ZM112 116H114V115H112ZM112 116H111V118H112ZM148 117H149V114L147 115ZM146 116V117H147ZM231 116V115H230ZM242 116V119H243V114L241 115ZM5 118V114L3 115V116H1V118ZM21 117L23 118V115H21ZM32 117H34V116H32ZM36 117H38V115L36 116ZM58 117V118H59ZM65 117H66V115H65ZM91 118H92V116H90ZM109 117H110V115H109ZM131 117V116H130ZM168 117V116H167ZM213 117H216L215 119L213 118ZM225 117V119H229V118H226V116H224ZM256 118L253 122H251L252 124H250V125H248V126H250L251 127V125H253V123L258 119V120H260L261 122V126H263V129H264V115L263 114H260V113H256L254 116H252V118ZM31 118V117H30ZM29 118V119H30ZM46 118V117H45ZM54 118V117H53ZM59 118V119H60ZM72 118V117H71ZM86 118L87 117H85V119L84 120H86ZM89 118V117H88ZM90 118V119H91ZM94 118H96V116L94 117ZM93 118V119H94ZM99 118V117H98ZM101 118V117H100ZM244 118H246V117H244ZM5 119H9V118H5ZM23 119V120H24ZM32 119V118H31ZM36 120H37V118H35ZM34 118L32 119V120H35ZM50 119H52V118H50ZM75 119V120H74ZM92 119V120H93ZM105 119V118H104ZM109 119V118H108ZM108 119H106V121H108ZM136 119V118H135ZM143 119H145V118H143ZM225 119H222V120H225ZM241 119V120H242ZM14 123L17 121V119H15L14 118ZM19 120V119H18ZM27 120H28V117H27ZM39 120V119H38ZM47 120V122L49 121V119H46ZM53 120V119H52ZM66 120V119H65ZM95 120V119H94ZM98 120V119H97ZM112 120V119H111ZM132 120V119H131ZM137 120H139V119H137ZM147 119H145V121H146ZM247 120V119H246ZM246 120H244L243 121V124L245 125V121ZM250 120V119H249ZM253 119H251V121H252ZM1 121V120H0ZM10 121V123H12ZM21 121V123H22V120H20ZM30 121V120H29ZM42 121V120H41ZM75 121H77V122H75ZM82 121V120H81ZM86 121H88V119L86 120ZM101 121V120H100ZM199 121V122H198ZM210 121L209 122H207L206 123V127H207V125H210ZM227 121V120H226ZM2 122V121H1ZM5 122V121H4ZM25 122V121H24ZM40 122V121H39ZM38 122V123H39ZM44 122V121H43ZM54 122V121H53ZM70 122V123H71ZM89 122V121H88ZM92 121H90V123H91ZM129 122V121H128ZM131 122H133V121H131ZM131 122H129V123H131ZM135 122V121H134ZM137 122V121H136ZM140 121H138V123H139ZM154 122H155V125H154ZM221 122V121H220ZM224 122V121H223ZM229 122V121H228ZM236 122V121H235ZM258 122V121H257ZM27 123V122H26ZM57 123V124H56ZM84 123H86V124H88L87 122H84ZM82 124V122H81V124L82 125H86V124ZM89 123V124H90ZM95 123V122H94ZM216 123H218V122H216ZM227 123V122H226ZM3 124H1V125H3ZM16 124V123H15ZM15 124H14V127H17L18 125H16L15 126ZM19 125H20V123H18ZM24 124V123H23ZM28 124V123H27ZM41 125H42V123H40ZM52 124V123H51ZM97 123H95V125H96ZM111 124V123H110ZM114 124V123H113ZM125 124V123H124ZM132 124H134V123H132ZM131 124V125H132ZM177 124H179L178 126H180V122L179 123H177ZM176 124V125H177ZM182 124V123H181ZM240 124V123H239ZM243 124L241 125L242 126V128H244V126H243ZM259 124V123H258ZM11 125V124H10ZM13 125V124H12ZM25 125V124H24ZM23 125V126H24ZM67 125H69L68 123H67ZM116 125V124H115ZM218 125V124H217ZM220 125H221V123H220ZM236 125V124H235ZM247 125V124H246ZM260 125V124H259ZM21 126H22V124H21ZM22 126V127H23ZM26 126V125H25ZM25 126H24V128H25ZM44 126H45V124H44ZM71 125H69V127H70ZM103 126H106V125H103ZM102 126V127H103ZM109 126V125H108ZM113 126V125H112ZM118 126H120L121 127V125L120 124H118ZM136 126V125H135ZM138 126V125H137ZM172 126V127H173ZM240 126V127H241ZM247 126V127H248ZM254 126V125H253ZM2 126H0V128H1ZM13 127V126H12ZM13 127V128H14ZM19 127V126H18ZM46 127V126H45ZM48 127V128H49ZM59 127V128H60ZM83 127V126H82ZM97 127H98V124H97ZM99 127H101V126H99ZM119 127V128H120ZM170 127V128H169ZM183 127V129H184V126H182ZM181 127V128H182ZM187 127V126H186ZM191 127V128H190ZM209 127H210V130H209ZM224 127V128H223ZM239 127V126H238ZM12 128V129H13ZM21 128V127H20ZM27 128V127H26ZM37 128V129H36ZM41 128V127H40ZM44 128V127H43ZM58 128V127H57ZM139 130H140V126L139 127H137ZM175 128H177V127H175ZM202 128V129H201ZM249 128V127H248ZM255 128H256V131L255 132H257L258 133V131L260 130L261 131V129L259 128V130L257 129V127H256V125H255ZM3 129V128H2ZM11 129V130H12ZM15 129V128H14ZM17 129V128H16ZM15 129V130H16ZM28 129V128H27ZM42 129V128H41ZM80 129V130H79ZM131 129V130H130ZM188 129V128H187ZM214 129V130H213ZM216 129V130H215ZM231 129H233V128H231ZM235 129H237V128H235ZM240 129V128H239ZM250 129V128H249ZM31 130H32V128H31ZM51 130V129H50ZM96 130V131H97ZM134 130V133H135V129H133ZM137 130V129H136ZM251 130V129H250ZM250 130H248V131H250ZM253 130H254V128H253ZM2 131H0V133H2ZM19 131V134H20V131L21 130H19V128H18V130H17V132ZM29 131H30V129H29ZM41 131L42 132H44V134L46 133L47 134V136H44V138H42L43 136H40V134L39 133H41ZM104 131H109V135H110V133H111V135L109 136L108 134H106ZM174 131H175V129H174ZM215 131H218V132H216V135H214V133L213 132ZM227 131L225 132V133H227ZM240 131V130H239ZM264 131V130H263ZM262 131V132H263ZM12 132V133H11ZM15 133H16V131H14ZM22 132V131H21ZM25 132V131H24ZM26 132H27V130H26ZM33 132V131H32ZM133 132V131H132ZM221 132V133H220ZM232 132H234V134H235V130L234 131H232ZM241 132V131H240ZM239 132V133H240ZM127 133V134H126ZM189 133H190V131H189ZM218 133V134H217ZM225 133H222L223 134V138H225L226 136H224L225 135ZM229 133H227L226 135H227V137L226 138H228L229 136H228V134ZM248 133V132H247ZM256 133V134H257ZM260 133V132H259ZM2 134V135H3ZM17 134V133H16ZM26 134V133H25ZM24 134V135H25ZM32 134V133H31ZM133 134V133H132ZM196 134V135H195ZM4 135V136H5ZM21 135V134H20ZM27 135H30V134H28L27 133ZM42 135V134H41ZM108 135V136H107ZM186 135V134H185ZM254 135H255V133H254ZM1 136V135H0ZM18 136V135H17ZM250 136H252V135H250ZM21 137H24L23 136V133H22V136ZM26 137V136H25ZM32 137V138H33ZM47 137V138H46ZM219 137V136H218ZM259 137H260V135H259ZM1 138V137H0ZM30 139V136L29 137H26V139ZM33 138V139H34ZM39 138H42V139H39ZM71 138H75V141L76 142H72V140H71ZM184 138V139H183ZM196 138H197V136H196ZM221 138V137H220ZM257 138V137H256ZM222 139V138H221ZM246 139V138H245ZM18 140V139H17ZM20 140V139H19ZM70 140V141H69ZM74 140V139H73ZM247 140H249V139H247ZM254 140V139H253ZM260 140V139H259ZM264 140V139H263ZM26 141V140H25ZM30 140H28V142H29ZM35 141V140H34ZM47 141V140H46ZM78 141H79V143H78ZM252 141V140H251ZM257 141V140H256ZM16 142V141H15ZM31 142H33V141H31ZM68 142V144H67V146L65 147H61V144H65V143H67ZM204 142H207V145L205 146L204 144ZM238 142L240 143L239 145H237L238 144ZM247 142V141H246ZM250 142V141H249ZM1 143V142H0ZM23 143H24V145H23ZM43 143V142H42ZM47 143V142H46ZM220 143V142H219ZM261 143H262V141H261ZM3 144L1 145L2 147H3ZM40 144V143H39ZM123 144H125V145H132V146H147V148H149L148 150H150L148 153H144L142 156H138L139 158V160L140 159H142V162H140V164L142 163V165H134V162H130V165H129V162H125V161H128V160H126V156H123V157H121L120 159H117V157H116V159L115 158H113V157H111L110 155H112V153L113 152H110V155H109V153L107 154V151H113V150H115V149H117L119 146H122ZM201 144V145H200ZM218 144V145H217ZM254 144V143H253ZM31 145H33V146H31ZM43 145V144H42ZM48 144H46V146H45V144H44V146L45 147H47L48 148V146H47ZM130 145V146H131ZM195 145V144H194ZM15 146H17V147H19L20 145H18V141H17V143H15ZM49 146H51V144H49ZM163 147L164 148V151H166V153H164V154H166L165 156H163V155H161V153H162V150L163 149H161V150H158L159 149V147ZM196 146V145H195ZM263 146H264V143H263ZM263 146H261V147H263ZM39 147V148H38ZM44 147V148H45ZM125 148H126V146H124ZM161 147V148H162ZM256 147H258V146H255V148ZM4 148L3 149H1L2 151H5L4 150ZM21 148V147H20ZM26 148V149H25ZM146 148V149H147ZM193 150H192V149ZM224 148L227 150V147L226 146H224ZM253 148V147H252ZM22 149V148H21ZM33 149H35V147L33 148ZM123 149V148H122ZM143 149V148H142ZM219 149H221L220 151H219ZM225 149H223V150H225ZM229 149V150H230ZM257 149V148H256ZM37 150H36V152H37ZM49 150V149H48ZM121 150V149H120ZM135 150V149H134ZM242 150V149H241ZM249 150H251V149H249ZM34 151V150H33ZM119 151V150H118ZM127 151V150H126ZM137 150H135V152H136ZM160 151H161V153H160ZM228 151V150H227ZM246 151V150H245ZM122 152V151H121ZM138 152V151H137ZM224 152V151H223ZM230 152V151H229ZM229 152H227V153H229ZM25 153H27V155L29 154V155H35V156H33L32 158H30V156H27ZM32 153V154H31ZM115 153V152H114ZM119 153V152H118ZM233 153V152H232ZM25 154V155H24ZM131 154V153H130ZM241 154V153H240ZM239 154V155H240ZM2 155V154H1ZM0 155V156H1ZM42 155H40V156H38V157H41ZM114 155V154H113ZM112 155V156H113ZM138 155V154H137ZM228 156V154H225L224 153V156H222V157H225V156ZM27 156V157H26ZM117 156V155H116ZM128 156V155H127ZM20 157H21V155H20ZM24 157H23V159H24ZM129 157H131V156H129ZM246 157V158H245ZM123 158H124V160H123ZM131 158H133V159H131V160H135L136 158H137V156H135V157H131ZM199 158H201V162H203L204 161V159H205V161L207 162L208 161V165H209V167L208 168H211V169H207L206 171H208V170H212V173L211 172H208V173H210V175H214V177H215V179H217L216 180V184H217V186H219V188L221 189V192H222V194H223V198H220L219 196H218V194H217V192L219 193V191H217V190H215V188H214V186H213V184L211 185V184H209L210 182H209V178H210V180L212 179V178H214V177H212V176H210L207 172H205V171H203L202 169H203V167H202V169H200V166L203 164H201V165H199V163H198V159ZM202 158H203V161H202ZM239 158H240V160H239ZM22 159V160H23ZM24 159V160H25ZM128 159V158H127ZM172 160V162H171V164H168V165H164V162H167V160ZM22 161V162H26V161ZM38 160H39V158H38ZM37 160V162H39ZM125 162H123V161ZM169 160V161H170ZM225 160V161H224ZM231 160H233V161H231ZM245 160V161H246ZM1 161L2 162H6L7 163V165H6V163H4L6 166H4V164H2L1 163ZM108 162V167L110 168H112L113 167V165H115V163H121V162H123V163H121V167L122 166H124V164H127V166L129 167V166H136V168L135 167H132V168H130V169H122V168H126V166H124V167H122L121 169H118V167L117 168H112V170L110 171V169H108L106 166H105V170L106 169H108L107 171H106V173L105 174H103V172H104V169H102L103 170V172H101L102 173V175H104V176H106L107 178H108V173H109V171L111 172V174H112V176H113V179L116 181V182H118L117 184H118V186L121 188V189H129L130 187H132V189H133V187H135L137 184H136V179H138V181H139V184L141 183L140 181H141V179H140V177L142 176V174L143 173H145V174H151V177L154 179V182H155V186H153L152 187V189L155 187V189H154V194H156V196H157V199H156V197H155V199L154 198H148V200H149V202H151L150 200H152V203H153V206H152V208H150V209H153L154 208V210H152L153 212L155 211V214L157 215V216H155L156 218H153L156 222H154L156 225H157V227H156V225H155V228L153 229L154 231H152V232H154V234H152V236H153V240H155V241H157L159 238L161 239V238H164L163 239V241H161L160 243L161 244H159V243H156V244H149V242H148V238L146 237L147 236V234L151 231L150 230V227H149V219L150 218H148V217H150V213H152L151 212V210H150V212H148L149 211V209H148V213H146V214H143L142 212H141V214H139V210H137V211H135V210H132V212L130 211L132 208H129V207H126L125 205H126V200H121L122 202L121 203H123V205H124V207H126L129 211L128 212H131V213H129L128 214V212H127V214L128 215H130V216H128L126 213H125V210L123 211V210H121V212L119 211H117L116 210V208H118L117 207V205H115L116 206V208L114 207V205L113 204H106L108 201H110V202H115L116 203V201L117 200H120V199H117L116 201H114L111 197H112V195H111V197L109 198V196H110V194H111V190L113 189V192L115 191H117L119 188L117 187V186H113L114 188H115V190H114V188L113 187H109V186H107V184H109V183H107L106 182V187H109L108 189H109V191H111L110 192V194H109V196L107 195L108 193H109V191H108V189L107 188H101L102 186H100L99 187V185H97V188H99V189H101V191L100 192H98V190H96L97 188H96V186H95V191L96 192H98L100 195H103L104 194V197H105V199H106V197L108 196V201L107 200H105L104 198H103V196L100 198V195L98 196V193H96V195H95V193H94V188L92 189L91 188V186H89V184L87 185H85V183H84V185L86 186V187H90L92 190H90V188H89V190H90V192L92 191V193L94 194V196H96V197H92L93 196V194H92V196L90 197V198H96V199H98V201H96V199L95 200H93V201H95V204L93 203V205L91 204V207H89L90 206V204H88L87 205V203L88 202H90V200H88V202H87V199H88V197L87 196H85V197H87V199L85 200L84 198H82L83 197V195H85V194H83V191H80L78 188V182L77 183H72V182H70L69 181V179H70V176L71 177H73V176H76V175H78V173H80V170H81V173L84 171H82V169H85L87 172H88V170H93V166H95L97 163H103V162ZM141 161V160H140ZM204 161V162H205ZM237 161V162H238ZM138 162V160L135 162V163H137ZM250 162V161H249ZM23 163V164H24ZM133 163V164H132ZM240 163V162H239ZM26 164V163H25ZM103 164H105V163H103ZM205 164V163H204ZM207 164V163H206ZM238 164V163H237ZM4 167H3V166ZM107 165V164H106ZM242 165V164H241ZM241 165H239V166H241ZM251 165V164H250ZM23 166V165H22ZM206 166V165H205ZM243 166V165H242ZM248 166V165H247ZM0 167V168H1ZM144 167H146V169H144V170H146V171H144L143 170V168ZM252 167V166H251ZM199 168V169H198ZM222 168H224V169H222ZM249 168V169H248ZM221 169H222V171L223 172H221ZM85 171V172H86ZM101 171V170H100ZM144 171V172H143ZM1 172H4V174H2ZM85 172H83L82 174H86L87 175V173H85ZM90 172V171H89ZM98 172V171H97ZM6 173H8L7 175L8 176H6ZM80 173V174H81ZM94 173H96V172H94ZM100 173V172H99ZM101 173L99 174V175H101ZM206 173H207V175H209V176H207L206 175ZM241 173H243L242 175H246L247 176V178L248 179H250L251 180V182L250 183H242V182H240L239 181V179H240V175H241ZM260 174V175H257V174ZM75 174V175H74ZM88 174H90L91 175V172L90 173H88ZM110 174V173H109ZM169 174H177L175 177H173V179H175V181L176 182H178L179 180V178L177 179L176 177L179 175L180 176V178L183 180V182L182 183H185V185H187L186 183H189L190 184V188H189V186L187 185V187L186 188H182V187H184L185 185H182V187L181 186H179L180 184L178 183L177 185L179 186V188H178V186H177V188H174V187H171V182L172 181H167L169 178H168V176H169ZM10 175V176H9ZM89 175V176H90ZM96 175V176H95ZM97 175L98 174H94V178H97ZM98 175V176H99ZM101 175V176H102ZM244 175V176H245ZM6 176V177H5ZM80 176V175H79ZM149 176V175H148ZM256 176H258L257 178H256ZM77 177V176H76ZM103 177V176H102ZM105 177V178H106ZM150 177V176H149ZM150 177V178H151ZM75 178V177H74ZM91 177H89V179H90ZM94 178H91V179H93L92 181H94ZM104 177H103V180L105 179ZM241 178H243V177H241ZM246 178V177H245ZM79 179V178H78ZM82 179V178H81ZM86 180V181H88V182H90V180ZM101 178H99L98 180H100ZM112 179V178H111ZM147 179V178H146ZM146 179H145V182H143V183H145L144 185H148V184H146L147 182H146ZM149 179V178H148ZM71 180H73L72 178H71ZM152 180V179H151ZM181 180V181H182ZM82 181V180H81ZM91 181V182H92ZM102 181V180H101ZM142 181H144V179L142 180ZM174 181V180H173ZM174 181V182H175ZM180 181V182H181ZM203 181H208L209 183H201V182H203ZM213 181V180H212ZM85 182V181H84ZM97 182V181H96ZM100 182V181H99ZM213 182H215V181H213ZM101 183H105V181H103V182H101ZM138 183V182H137ZM149 183V182H148ZM151 183V182H150ZM212 183V182H211ZM136 184V185H135ZM164 184H166V185H164ZM83 185V186H84ZM103 185V184H102ZM110 186L112 185V183H110L109 184ZM150 185V184H149ZM174 185V184H173ZM215 185V184H214ZM85 187V188H86ZM92 187H93V185H92ZM116 187L118 188L117 190H116ZM145 187H147V186H145ZM145 187H144V189H145ZM110 188H111V190H110ZM148 188V187H147ZM87 189V188H86ZM103 189V190H102ZM106 189H107V191H108V193H107V191H106ZM121 189H120V192H121V194H122V191H121ZM131 189V190H132ZM139 189V188H138ZM140 189H141V187H140ZM179 189H181V190H179ZM183 189H186V190H183ZM216 189H217V187H216ZM219 189V190H220ZM88 190V191H89ZM136 190V189H135ZM133 191V190H132ZM132 191H130V189H129V191H128V193L127 194H129V192L131 193L129 196H125V197H131V195H133L135 198L137 197L136 196V193H135V191L134 192H132ZM138 191V190H137ZM217 191V192H216ZM81 192V193H80ZM85 192V191H84ZM90 192L88 193V194H90ZM145 192V191H144ZM152 192V193H153ZM220 192V193H221ZM103 193V194H102ZM117 193L118 194H120L118 191H117ZM150 193H151V191H150ZM151 193V194H152ZM220 193H219V195H220ZM80 194H82V195H80ZM113 194V193H112ZM125 194H126V191H125ZM124 194V195H125ZM138 194V193H137ZM153 194V195H154ZM193 194V195H192ZM194 194L196 195H199V198H194L193 196H194ZM82 196V197H80V196ZM116 195V197H117V194H115ZM139 195V194H138ZM143 195V194H142ZM141 195V196H142ZM145 195H146V193H145ZM148 195V194H147ZM150 195V194H149ZM90 196V195H89ZM123 196V195H122ZM144 196V195H143ZM151 196V195H150ZM115 197V198H116ZM119 197V196H118ZM124 197V196H123ZM133 197V198H134ZM140 196H138V198H139ZM147 197V196H146ZM153 197V196H152ZM197 197V196H196ZM114 198V199H115ZM120 198V197H119ZM122 198V197H121ZM133 198H131V199H133ZM138 198H136L135 200L137 201L138 200ZM126 199V198H125ZM143 199V198H142ZM144 199L146 200V198H145V196H144ZM100 200V201H99ZM102 200H104V201H102ZM129 200V199H128ZM127 200V201H128ZM135 200H132V201H134L135 202ZM148 200H146L147 202H148ZM102 201V202H101ZM107 201V202H106ZM132 201H130V203L132 202ZM138 201H141V199H139ZM143 202H144V200H142ZM96 202H101L102 204H103V206L101 205V203H100V205H101V209L99 210V208H98V210H97V208L95 207V205H96ZM109 202V203H110ZM120 202V201H119ZM156 202H159V205L161 204L162 205V207H160L159 209H156V207L155 206H157L158 205V203L157 204H155L154 205V203H156ZM179 202L180 203H182L181 205V207H183V205H184V207H187V208H185L184 209V211H185V215L184 214H182V215H184L185 217L183 218V219H181L180 218V212L182 211L181 209V211L180 210H178V206L177 207H175L176 205H178L179 204ZM196 202V203H195ZM201 202H203L204 204L201 206V204H199V203H201ZM114 203V204H115ZM118 203V202H117ZM130 203H128L127 202V204L129 205ZM133 203V202H132ZM139 203V202H138ZM184 203H186V204H184ZM200 205L202 208L200 209V208H198V210H197V208L194 206V205ZM113 205V206H112ZM127 205V206H128ZM132 205V204H131ZM160 205V206H161ZM180 205V204H179ZM130 206V205H129ZM96 208V209H93V208ZM98 207H100V206H98ZM131 207V206H130ZM149 207H150V205H149ZM148 207V208H149ZM183 207V208H184ZM196 208L195 210H193V208ZM139 208H140V206H139ZM180 208V207H179ZM138 209V208H137ZM177 210V211H176ZM188 210H190V212H187ZM141 211V210H140ZM178 211H180V212H178ZM184 211H182V213H184ZM146 211H144V213H145ZM178 212V213H177ZM158 213H163V214H158ZM153 214V213H152ZM154 217V216H153ZM151 219H152V216H151ZM151 219H150V221H151ZM47 222V221H49L50 222V227H51V230H53V228L56 230V232H57V234H62V235H64L63 237H65V235H68V234H70V236H69V238L71 239H69L70 241H74V242H72V243H70V244H62V243H60V244H58V245H48V242H46V240H45V243H47V244H42V243H39L40 242V240L39 241H35V243L36 242H38L39 244H37V245H39V246H37L35 243H34V246H32V247H25L24 248V246L25 245H22V247H21V244H20V247L19 246H16V248L14 247L15 245L14 244H18V243H16L17 241H20L18 238V240L16 239V237H15V239L17 240L16 242L14 241V242H11V241H9L11 238H9L8 239V241L10 242V243H12V244H9V242L7 241V238H6V236H5V234L4 233H6V235H7V233H13V232H16V230H17V228L19 229V230H22L23 231V229H24V231H26L27 229H25L24 227H26V226H28V225H30V227L31 228H29V227H27V228H29L28 229V232H29V230L30 229H32V227H35V228H37V227H39V229L40 228H43V226L45 225V228H46V223H45V221ZM44 221V225L43 226H41V224H43L42 222ZM153 221V220H152ZM107 222H109V224L107 225ZM137 224H141L142 225V229L141 230H139V232H143L142 234H137V230H135L134 231V229H136L135 227H136V225ZM151 225V224H150ZM154 225V224H153ZM236 225H240V228L242 229L243 228V230H244V232H242V234L237 230V227L238 226H236ZM20 226L23 228V229H21L20 228ZM47 226H49V223L47 222ZM35 228H33V230L35 229ZM49 228V227H48ZM47 228V229H48ZM137 228H138V225H137ZM181 228V227H180ZM38 229V228H37ZM39 229L38 230H36V231H39ZM17 231V233H20L21 231ZM113 230H112V233H114L113 232ZM171 230V229H170ZM23 231V233L21 232L20 234H25L26 232H24ZM35 231V232H36ZM172 231V230H171ZM28 232L26 233V236L25 237H27L25 240H24V238H22L21 237V235H20V237L24 240V241H28V244L29 243H31V242H34V240L33 241H30L29 242V240H31L32 238H30L29 237V235H27L28 234ZM31 232V231H30ZM42 232H46V231H43L42 230ZM42 232H40V234L42 233ZM104 232H101L102 234H101V236L103 235L104 236ZM134 232H136V234L134 233ZM183 232V231H182ZM50 233V232H49ZM52 233V232H51ZM50 233V234H51ZM55 233V232H54ZM172 233H174V231L172 232ZM37 234H38V232H37ZM109 234V237H110V232L108 233ZM115 234V233H114ZM14 235V234H13ZM17 235V234H16ZM33 235H35V233L33 234V231H32V235L31 236H33ZM44 235V234H43ZM47 235H48V233H47ZM60 235L58 236H56V233L54 234V236L57 238V237H60ZM171 235V234H170ZM169 235V236H170ZM17 236H19V235H17ZM38 236V235H37ZM112 236H113V234H112ZM183 236H184V234H183ZM36 236H34V238H35ZM54 237V238H55ZM100 237V236H99ZM99 237H97V238H99ZM28 238H30L29 240H28ZM37 238V237H36ZM52 238V237H51ZM53 238V239H54ZM62 238V237H61ZM61 238H58L59 240L61 239ZM101 238V237H100ZM99 238V240L100 241H102L101 239ZM106 238H108V236L106 237ZM117 238V237H116ZM119 238V237H118ZM117 238V239H118ZM179 238V237H178ZM13 239H14V237H13ZM41 239H43L42 238V236H41ZM110 239V238H109ZM119 239V241H122V240H120ZM166 239V240H165ZM184 239V238H183ZM187 239V238H186ZM247 238H245V240H246ZM12 240V239H11ZM49 240H50V238H49ZM65 240H67V237H65ZM106 240H108V239H106ZM111 240H112V237H111ZM111 240H109V241H111ZM127 240H130V242H128ZM164 240H165V242L166 243H163L164 242ZM176 240V239H175ZM53 241V240H52ZM97 241V242H96ZM150 241V240H149ZM155 241H153V242H155ZM177 241H179L180 243L182 242V239H180L179 238V240H177ZM246 241H248V240H246ZM20 242H22V241H20ZM62 242H63V239H62ZM68 242V241H67ZM104 242H105V239H104ZM118 242V241H117ZM153 242H150V243H153ZM170 242H172V241H170ZM185 242H187L186 240H185ZM253 242V243H252ZM26 243V242H25ZM58 243V242H57ZM69 243V242H68ZM103 243V242H102ZM106 243V242H105ZM109 243V242H108ZM121 242H119V244H120ZM27 244V243H26ZM109 244H111V243H109ZM114 244V243H113ZM116 244V243H115ZM118 244V243H117ZM118 244V245H119ZM183 244H184V240H183ZM13 245V246H12ZM19 245V244H18ZM31 245V244H30ZM36 245V246H35ZM98 245H100L101 247H103V246H105V244L102 246L101 244H98ZM106 245H107V243H106ZM176 245H177V243H176ZM10 246H12V248L14 249V251L10 248ZM26 246H28V245H26ZM114 246V245H113ZM183 246H185V247H183ZM250 246V247H251ZM18 248V249H17ZM100 248V247H99ZM107 248H110V247H108L107 246ZM199 249V251L201 250V252H202V256L201 257H195L194 255L192 256V251H193V249ZM252 248V249H253ZM103 249H105V248H103ZM114 249H116V247L114 248ZM116 249V250H117ZM118 249V250H119ZM177 249H176V257L180 254L178 251H177ZM189 249V248H188ZM195 249V250H196ZM106 251V253L108 252H111V251H109L108 249H105ZM112 250V249H111ZM116 250H114V251H116ZM12 251H13V253H12ZM113 250H112V252H114ZM149 251H151V252H149ZM182 251V252H181ZM11 252V253H10ZM111 252V253H112ZM118 252V251H117ZM188 252V253H187ZM194 252V254H195V251H193ZM110 253V254H111ZM172 253H175V251H173ZM179 253V254H178ZM191 253V254H190ZM200 253V252H199ZM252 253V252H251ZM250 253V254H251ZM191 256H190V255ZM13 255V256H12ZM27 255V256H26ZM107 255V254H106ZM106 255H105V259L104 260H108L109 261V258L108 259H106L108 256H109V254H108V256L106 257ZM113 255V254H112ZM116 255V254H115ZM114 255V256H115ZM171 255H173V254H171ZM200 255V254H199ZM255 255V254H254ZM26 256V257H25ZM111 256V255H110ZM114 256H111V260H116L115 259V257ZM121 256H123L122 254H120V256H118L117 258H119V257H121ZM128 256V255H127ZM166 256H168L167 254H166ZM180 256V255H179ZM129 257V256H128ZM169 257V256H168ZM173 256H171V258H172ZM174 257H175V254H174ZM181 257V256H180ZM256 257H253V260H254V258H256ZM15 258H16V260H15ZM132 258V259H133ZM166 258V257H165ZM170 258V257H169ZM182 258V259H183ZM124 259L125 260H127L125 257H124ZM5 260V259H4ZM103 260V259H102ZM110 260V261H111ZM131 260V259H130ZM171 260V259H170ZM170 260L168 261V262H170ZM173 260V259H172ZM171 260V261H172ZM256 260V259H255ZM0 261H3L2 259L0 260ZM135 261H137V260H135ZM165 261V260H164ZM174 261V260H173ZM172 261V262H173ZM258 261V260H257ZM118 262V261H117ZM160 262H163V261H160ZM174 262H176V261H174ZM3 263V264H4ZM136 263V262H135ZM138 263V262H137ZM0 264H2L1 262H0ZM125 264V263H124ZM130 264V263H129ZM131 264H132V262H131ZM165 264H167V263H165ZM172 264V263H171ZM176 264V263H175Z\"/></svg>",
	"mask_w": 264,
	"mask_h": 264
},
{
	"label": "snow or ice",
	"instance_id": "3",
	"mask_svg": "<svg viewBox=\"0 0 264 264\" xmlns=\"http://www.w3.org/2000/svg\"><path fill=\"white\" fill-rule=\"evenodd\" d=\"M261 260L264 261V249L261 250ZM101 264H119V262L107 261V262H101ZM158 264H164V262H158ZM167 264H171V262H167ZM177 264H179V262H177ZM248 264H252V262L249 261Z\"/></svg>",
	"mask_w": 264,
	"mask_h": 264
}]
</instances>
